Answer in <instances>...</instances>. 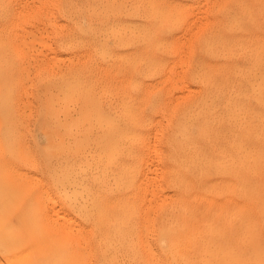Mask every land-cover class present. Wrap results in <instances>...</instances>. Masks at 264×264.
I'll return each mask as SVG.
<instances>
[{
	"label": "rangeland",
	"instance_id": "1",
	"mask_svg": "<svg viewBox=\"0 0 264 264\" xmlns=\"http://www.w3.org/2000/svg\"><path fill=\"white\" fill-rule=\"evenodd\" d=\"M169 1L170 0H127V1L126 0H60V1L59 0H39V1L38 0H28V1L27 0H23V1L22 0H0V9H1V7L4 8V9L0 10V28H1L0 29V31H1L0 32V45L2 44V46H3V47L2 46L0 47V54L2 51H4V49L6 50V53H7V54H5V52H2L1 55L3 58L0 57V60H1L0 61V76L3 75L2 77H0V113L2 111V113L0 114L1 115L0 116V123H1L0 124V131H2V133H0V136H3V137H0V142L3 141V143H4L3 145H2V143H0V195H1L0 196V264H121V263L122 264H124V263L125 264H148V263L149 264H164V263L170 264V262H172L171 264H175V261L178 264H264V234H263L264 228L262 229V226L264 225V178H263L264 177V171H263L264 170V138H263L264 137V129H263L264 128V116H263L264 115V91H263L264 85H263V83L261 84V82H264V69L261 68L264 65V62H263L264 61V45H263L264 44V40H263L264 39V28H263L264 27V18H263L264 8H262V7H264V0H250V1H247V0H240V1L235 0V1H233V0H231L233 2H231V1L229 2L228 0H219V2H218V0H208L207 2L204 0H191V1L190 0H185V1L184 0H171L170 2ZM202 1H204V2H202ZM254 1H256L255 5H253ZM40 2H42V3H40ZM101 2H102V4H101ZM252 2H253V4H252ZM221 3L222 4L224 3L223 6ZM233 3L236 4L237 6H235ZM200 4H202V5H200ZM127 5H128V7H127ZM225 5H226V7H225ZM227 5H228L229 9H227L228 8ZM239 5L242 7V9ZM188 6H189V8H188ZM26 7L28 10H26ZM30 7H32V8H30ZM55 7H57V8H55ZM223 7H225V8H223ZM24 8H25V10H24ZM46 8H48V9H46ZM114 8H115V10H114ZM116 9H118V10H116ZM190 9H191V11H190ZM196 9L198 12L196 11ZM224 9H226V10H224ZM107 10H109V12ZM141 10H143V11L141 12ZM146 10H148V11H146ZM218 10L219 11L221 10V11L219 12ZM223 11L224 12L226 11V12L224 13ZM229 11H232L231 12L232 14ZM23 12H25V13H23ZM96 12H97V14H96ZM101 12H103V13L100 14ZM136 12H137V14L139 12V15H138L139 17L137 16V14H135ZM146 12H147V15L145 14ZM189 12H190V14H189ZM1 13H2V15H1ZM60 13H61V15H60ZM141 13H143V14H141ZM219 13L222 14V17ZM238 13H239V15H238ZM21 14H23V15H21ZM140 14H141V16H140ZM6 15H7V18H6ZM143 15H145V16H143ZM20 16H24V17H20ZM27 16H29V17H27ZM44 16H45V18H44ZM126 16H127V18H126ZM243 16L245 19L243 18ZM8 17H10V18H8ZM119 17H121V18H119ZM137 17H138V19H137ZM141 17H143V18H141ZM241 17H242V19H241ZM28 18H29V20H28ZM112 18H113V20H112ZM125 18L127 21L125 20ZM139 18H141V20ZM236 18H237V20H236ZM66 19H68V20H66ZM70 19H72V20L70 21ZM114 19H115V21H114ZM121 19H123V21ZM200 19H201V21H200ZM144 20H146V22ZM147 20H148V24L151 23V24H149L150 26L146 24ZM250 20H251V22H250ZM69 21H70V23H69ZM103 21H104V23L102 24ZM194 21L197 25L194 23ZM225 21L227 24L225 23ZM182 22H183V24H182ZM205 22H207V23L205 24ZM234 22H236L235 25H234ZM9 23H11V24H9ZM16 23L18 24V27H17ZM47 23H48V25H47ZM49 23H51V24H49ZM198 23H199V25H198ZM220 23H221V25H223L222 27L224 30L221 29L222 27H221ZM38 24H40V25H38ZM99 24H102V25L100 26ZM116 25H118V26H116ZM213 25H214V27H213ZM34 26L36 27V30H35ZM261 26H262V28H261ZM31 27H32V29H31ZM71 27L72 28L74 27L73 31H72ZM167 27H169V28H167ZM231 27L232 28L234 27V28L232 29ZM255 27H256V30L258 32L255 30ZM5 28L7 31L5 30ZM20 28H22V29H20ZM44 28L48 29V30H45ZM103 28H104V31L102 30ZM147 28H148V30H147ZM236 28H237V30H235ZM3 29L5 30V32ZM97 29L99 30V32ZM105 29H107V31ZM110 29H112V30H110ZM118 29L120 32L118 31ZM136 29H137V31H136ZM169 29H170V31H169ZM197 29H198V31H196ZM29 30L34 31L32 33L33 34L35 33L37 35V39L36 38L34 39L32 37L33 38L32 41L34 43H32V41H29V40H31L30 34H32V33H30ZM86 30H88V32ZM90 30L92 32L94 31L95 33L94 32L92 33ZM132 30H134L133 33L135 35L132 33ZM218 30L220 32L221 31L222 32L220 33ZM253 30L255 32H252ZM18 31H20V32H18ZM233 31H234V33H233ZM239 31L240 32L242 31V33L240 34ZM90 32H91V34H90ZM114 32L116 33L115 35H114ZM119 33H121L120 35L122 36V37L120 36L121 40L117 39V38H119ZM178 33H179V35H178ZM202 33L204 35H202ZM35 34H34V37H36ZM68 34H69V36H68ZM189 34H190V36H189ZM95 35L97 38L95 37ZM104 35H105V37H104ZM116 35H118V36H116ZM184 35L187 36V38ZM236 35H238V36H236ZM250 35H252V36H250ZM136 36H137V38H136ZM22 37L27 38V39H25V42L26 43L28 42V45L26 44L27 46H25V44L22 43V42H24V41H22L23 39H21ZM76 37H77V40L75 41ZM233 37H235L236 39ZM18 38H20V41H22V42H19ZM28 38H30V39H28ZM38 38H40V39H38ZM131 38L135 39V40L132 41ZM209 38L210 39L212 38V39L210 40ZM245 38H246V41H245ZM144 39H146V40H144ZM170 39H172V40H170ZM256 39H257V41H256ZM88 40H90V41H88ZM197 40H198V42H197ZM235 40H237V41L235 42ZM58 41H59V43H58ZM217 41H218V43H217ZM63 42H65V43H63ZM132 42H134V43H132ZM68 43H69V45H68ZM84 43H86V45H83ZM91 43H92V45H91ZM213 43H215V44H213ZM32 44H34L35 46L32 47ZM80 44H81V46H80ZM180 44L182 47L180 46ZM208 44L209 45L213 44V45L209 46ZM237 44H238V46H237ZM20 45H21V48H20ZM22 45H23V49H22ZM186 45H187V48L184 49ZM29 46H31V47H29ZM168 46H170V47H168ZM175 46H176V48H175ZM198 46H199V48H198ZM225 46H226V48H225ZM24 47L29 48V49H26ZM146 47H148V48H146ZM204 47H205V49H204ZM31 48H32V50H31ZM132 48L133 49L135 48L134 51ZM144 48H146L148 51L145 49L147 51L146 52L144 50ZM212 48L214 50L215 49H217V50H215L213 53ZM25 49L27 50V52ZM154 49H156V50H154ZM220 49H221V51H220ZM237 49H239V50H237ZM114 50H115V53L113 52ZM201 50H202L203 54H202ZM235 50H237V51H235ZM28 51H30L31 54H27ZM70 51H72V52H70ZM73 51H74V53H73ZM98 51H100V52H98ZM8 52H9V55H8ZM24 52H26V53H24ZM37 52H39V53H37ZM151 52L155 55H153ZM164 52H166V54ZM225 52H227V53H225ZM242 52H244V53H242ZM248 52L250 54H247ZM45 53H47V55ZM52 53L54 55H52ZM83 54H84V56H83ZM95 54H97V55H95ZM99 54L102 55V57ZM55 55H56V57H55ZM90 55H92L93 57L91 56L92 57L91 58ZM107 55H108V57H107ZM112 55H114V56H112ZM149 55H151V56H149ZM165 55H166V57H165ZM176 55L178 56V59H177ZM27 56H28V58H27ZM60 56H62V57L66 56V57L64 59L62 57L59 58ZM233 56H234V58H233ZM245 56H246V58H245ZM254 56H255V58H254ZM67 57H68V59H67ZM143 57H144V59H143ZM242 57H244L245 59ZM29 58H30V60H29ZM49 58H51L52 61H53V59L54 60L56 59L53 62H55L54 64L57 63L56 64L57 68H56V65H53V63L51 61L50 62L48 61ZM57 58H59L60 61L57 60ZM70 58L73 61H71ZM102 58H103V60H102ZM127 58H128V60H127ZM145 58H146V60H145ZM44 59H45L46 63H47V61L49 63L46 64L44 62ZM131 59L134 63L131 61ZM182 59H184V60H182ZM61 60H63V62ZM69 60H70V62H69ZM84 60H85V62H84ZM160 60H162V61H160ZM25 61H27V63H28V61L31 62V63L30 62L28 63V64H30L29 68H28V65H26L27 63ZM40 61H41V63H40ZM107 61H109V62H107ZM143 61L145 62V64H143ZM232 61H234V63ZM88 62H89V64H87ZM123 62H126V63H123ZM111 63H112V65H111ZM118 63H121V64H118ZM50 64H51V66H53L52 68L49 67ZM113 64H114V66H113ZM140 64H141L142 68L140 67ZM165 64H167V65H165ZM23 65L24 66L26 65V66L24 67ZM84 65H86V66H84ZM125 65H126V67L123 68ZM138 65H139V67H138ZM158 65H159V67H158ZM231 65H232V67H231ZM106 66H107V69H106ZM116 66H118L120 68V71L118 69L117 72L116 71L113 72L114 70H116L118 68ZM226 66H228V67H226ZM243 66L245 68H243ZM58 67H59V69H58ZM156 67H157V69H161V70H157ZM229 67H231V68H229ZM18 68H20V69H18ZM139 68H141L142 71ZM80 69H81V71H80ZM85 69L87 71H85ZM128 69H129V72H128ZM137 69L140 71H138ZM232 69H234V70H232ZM235 69H236V71H235ZM242 69H244V70H242ZM252 69H253V72H252ZM92 70H93V72H92ZM132 70H134V73ZM255 70H257V71H255ZM42 71H44V72H42ZM53 71H54V73H53ZM60 71H61V73H60ZM123 71L124 72L126 71L125 73L127 76L125 75V73ZM188 71L192 75H190L188 73ZM238 71H240V73ZM6 72L8 75L6 74ZM45 72H47V73H45ZM153 72H155V74H157V75H154ZM170 72L172 73L173 78H172ZM10 73H12V74L10 75ZM25 73H26V75H25ZM82 73H84L85 75ZM104 73H106L108 76ZM127 73H129V75ZM201 73H203L204 75H201ZM234 73H235V76H234ZM40 74H41V76H40ZM96 74H98V76ZM110 74H111V77H110ZM112 74H113V76H112ZM118 74L119 75L121 74V75L119 76ZM152 74H153V76H152ZM188 74H189V77L191 76L193 78L187 77ZM196 74L197 75L199 74L198 75L199 77H197ZM218 74H219V76H218ZM248 74L250 77H248ZM38 75H39V77H38ZM50 75H52L50 77L51 79L49 78ZM158 75H160V76H158ZM239 75L241 76V78ZM22 76H24V77H22ZM59 76H61V77L63 76V77L61 78ZM102 76H103V78H102ZM164 76H165V78H164ZM178 76H179V78H178ZM181 76L183 78H181ZM200 76H202V77L204 76L203 79ZM113 77H114V79H113ZM142 77L145 79H143ZM258 77H259V79H258ZM3 78H5V79H3ZM10 78H13V79L11 80ZM52 78L56 79L55 80L56 83ZM82 78H84V79L82 80ZM118 78H120V79H118ZM124 78H125V80H124ZM168 78H171L170 81ZM196 78H198V79H196ZM47 79H49V80L47 81ZM60 79H61V82L64 81V83L60 82L61 83L60 84L59 83ZM96 79H97V81H96ZM102 79H103V81H102ZM134 79H136V80H134ZM139 79H140V82H139ZM151 79H152V81H151ZM189 79L191 81L193 79V81L191 82ZM194 79H196V81ZM199 79H201L202 81H200ZM253 79H254V81H253ZM17 81H18V83H17ZM149 81L151 82V84ZM155 81H157V82H155ZM159 81H161V82H159ZM12 82L16 86H14L12 84ZM129 82H131V83H129ZM212 82H215V83H212ZM154 83H156V84L158 83L157 86ZM194 83H195V85H194ZM115 84H116V86H115ZM163 84H165V85H163ZM250 84H253L254 86L251 87ZM147 85H150V86L147 87ZM162 85L166 88H163ZM181 85H183L184 87ZM217 85H218V89H219V90L217 89L218 92L216 91ZM62 86H64V87H62ZM151 86H152V88H151ZM161 86H162V89H161ZM168 86H169V88H168ZM177 86H178V88H177ZM214 86H215V90L213 88ZM78 87H80V88H78ZM129 87H130V89H129ZM224 87L225 88L227 87L226 90ZM257 87H259V91H258L259 93L257 92V89H258ZM12 88H14L15 90ZM92 88H94V89L92 90ZM126 88L128 90H124ZM251 88H254V89L251 90ZM109 89L111 91H109ZM157 89L158 90L161 89L162 93L160 92V90L157 91ZM163 89L165 92L163 91ZM229 89H231V90H229ZM246 89L247 90L250 89V91H247ZM125 91H127V92H125ZM128 91L129 92L131 91V93L129 94ZM172 91H173V94H172ZM228 91H229V95H228ZM2 92H4V93L2 94ZM108 92H109V94H108ZM117 92H118V94H117ZM156 92L158 95L156 94ZM181 92H183V93H181ZM219 92H220V94H219ZM39 93H40V96H39ZM121 93H122V95H121ZM174 93H176V95H174ZM103 94H105V95H103ZM149 94L151 95L150 99L153 103L149 99V97H150ZM177 94H179V95L177 96ZM255 94L257 96H255ZM25 95L27 97H25ZM127 95L129 97H127ZM147 95H148V99H147ZM170 95L173 99L170 97ZM1 96H2V98H1ZM104 96H106V97L104 98ZM113 96H114V98H113ZM132 96H133V99H132ZM177 97L179 98L178 100H177ZM139 99H141V100H139ZM235 99L237 101H235ZM38 100H39V102H38ZM63 101H64V103H62ZM89 101H90V103H89ZM129 101H130V103H129ZM156 101H157V103H156ZM104 102H106V103H104ZM112 102H114V103L112 104ZM131 102H132V104H131ZM159 102H160V104H159ZM235 102H236V104H235ZM6 103L8 104V106ZM45 103H46V105H45ZM77 103H79V104H77ZM151 103H152V105H151ZM181 103H183L182 104L183 106L181 105ZM229 103H233V104H229ZM124 104H125V106H124ZM148 104L151 106H147ZM202 104H204V105H202ZM209 104H210V106H209ZM228 104H229V106H227ZM41 105H44V107L43 106L41 107ZM55 105H56V107H55ZM113 105L116 107L115 109H114ZM145 105H146V107H145ZM120 106H122V107H120ZM73 107L76 108L77 110L74 109ZM107 107H108V109H107ZM110 107H112L113 109ZM161 107L163 109H161ZM223 107H224V109H223ZM40 108H42L43 110ZM122 108H124V110ZM158 108L160 109V111ZM206 108L207 109L209 108L210 110L209 109L207 110ZM110 109H112V110H110ZM139 109H142V110H139ZM204 109H205V111H204ZM245 109H246V111H245ZM20 110L24 113V115L22 112H20ZM29 110H30V112H29ZM155 110H157V111H155ZM161 110H162V112H161ZM192 110L194 112H192ZM230 110H232L231 111L232 113L230 112ZM233 110H235V111H233ZM113 111H115V112H113ZM187 111L188 112L191 111V112L188 113ZM225 111H226V113H225ZM253 111H254V113H253ZM11 112H13V113H11ZM56 112H57V114H56ZM61 112H62L64 117L62 116ZM66 112H68V113H66ZM149 112H151L152 114ZM165 112H166V114H165ZM238 112H239V114H238ZM119 113H120V115H119ZM154 113L156 116L154 115ZM201 113H203V114H201ZM229 113H230V115H229ZM7 114L9 116H7ZM138 114H140V115L138 116ZM143 114L146 116H144ZM173 114H175V115L173 116ZM178 114H179V116H177ZM224 114L226 116H224ZM233 114H234V116H233ZM4 115L7 116V118L9 120ZM19 115L22 117H19ZM67 115H69V116H67ZM121 116H123V117L121 118ZM124 116L126 117V119ZM140 116H142V117L140 118ZM9 117H11V118H9ZM232 117L234 118V120ZM242 117H244V118H242ZM245 117H246V119H245ZM248 117L249 118L251 117V118L249 119ZM19 118L20 119L22 118V121H20ZM146 119H147V121H146ZM172 119H173V121H172ZM175 119H176V122L174 121ZM125 120H127V121H125ZM18 121H19V123H18ZM118 121H120V122H118ZM252 121H254V122H252ZM261 121H263V122H261ZM141 122H143V123L145 122V124H143ZM167 122L169 124L173 125V126L170 125V126H172L173 129L169 126V124ZM236 122H238L240 125ZM173 123L175 125H177V128ZM234 123L236 125L237 124L238 125L234 126ZM77 124H79V125H77ZM95 124L97 125V127ZM123 124L125 126H123ZM144 125H146V126H144ZM208 125H209V127L206 128V126H208ZM38 126H40V127H38ZM69 126H70V128H69ZM217 126H218V128H217ZM240 126H242V127H240ZM255 126H256V128H255ZM9 127H12V128H9ZM94 127H96V129ZM142 127L144 128V130ZM154 127L157 129H155ZM259 127L262 129H260ZM132 128H135V129H133V131H132ZM204 128H206V129H204ZM213 128H214L215 132H214ZM139 129H141L142 131L141 130L139 131ZM255 129L256 130L259 129V131L256 132ZM115 130H116V132H115ZM135 130L137 132H135ZM172 130H174V131H172ZM175 130H176V132H175ZM42 131H44V132H42ZM51 131H52V133H51ZM177 131H178V134H177ZM56 132L59 134H57ZM15 133H16V135H15ZM54 133L58 136L56 137V135ZM153 133L156 135V136H153L154 141L152 138ZM203 133H204V135H203ZM208 133H209V135H208ZM9 134L10 135L12 134V135L10 136ZM52 134L55 136L53 137ZM109 134H110V136H109ZM175 134H177V136ZM180 134H181V136H180ZM259 134H261L262 136ZM18 135H19V137H18ZM113 136H115V137H113ZM10 137H11V139H10ZM124 138H125V140H124ZM129 138H130V140H128ZM59 139H60V141H59ZM69 139H70V141H69ZM144 139H145V141H144ZM149 139H150V142H149ZM213 139L216 142H214ZM79 140H81V141H79ZM189 140H190V142H189ZM52 141L54 144L52 143ZM123 141H125V142H123ZM184 141H185V143L183 144ZM187 141H188V143H187ZM10 142H12V143H10ZM121 142H123V143H121ZM197 142H198V144H197ZM218 142H219V144H218ZM68 143L70 144V146ZM72 143L75 144L76 146L75 145L73 146ZM128 143H129V145H128ZM16 144H18V145H16ZM133 144H134V146H133ZM135 144H136V146H135ZM185 144H186V146H185ZM211 144L212 145L214 144V145L212 146ZM77 145H79L80 148L77 147ZM127 145H128V147H127ZM152 145H155L157 147L152 148ZM164 145H166V146H164ZM10 146H11V148H10ZM248 146H249V148H248ZM27 147H29L30 149ZM136 147L137 148L139 147V148L137 149ZM188 147H189L190 151H189ZM56 149H57V152H56ZM163 149H165V150H163ZM154 150L156 151V153L154 152ZM191 150H192V152H191ZM223 150H224V152H223ZM202 151H203V153H202ZM110 152H112V153H110ZM123 152H124V154H123ZM256 152H258V153H256ZM29 153H31V154H29ZM63 154H65V155H63ZM86 155H87V157H86ZM89 155H90V157H89ZM94 155H95V157H94ZM187 155L189 158L187 157ZM191 155H193V156H191ZM234 155H235V157H234ZM84 156L86 158H84ZM219 157H221V158H219ZM88 158H89V160H88ZM151 158H154L155 160L154 159L151 160ZM190 158H191V160H190ZM217 158H219V159H217ZM61 159H62V161H61ZM139 160L142 164L139 162ZM148 160L149 161L151 160V161L149 162ZM74 161L78 165L74 164L75 163ZM164 161H167V163ZM183 161H184V163H182ZM57 162H59L60 164ZM97 164L98 165L100 164L99 167ZM117 165L119 167H116ZM139 165L141 168L139 167ZM154 165H155V167H154ZM164 165L166 166V168L164 167ZM147 166H150V168ZM202 166H203V168H201ZM113 168H114V170H113ZM171 168H173V169H171ZM16 169H18V170H16ZM96 169L98 171H96ZM139 169H140V172L138 171ZM200 169L202 170L201 173L198 172V170L200 171ZM152 170L155 171L157 174L155 172H153ZM184 170H185V172H183ZM144 172L146 173L145 175H144ZM150 172H151V174H154L155 177H154V175L152 176L150 174ZM236 172H238V173H236ZM99 173L102 175H100ZM112 173H114V177H113ZM91 175H93V176L96 175V176L93 177ZM133 175H134V177H133ZM149 175H150V177H149ZM164 175H165V177H164ZM186 175H188V176H186ZM55 176H56V178H55ZM74 176H76V178ZM106 176H107V178H106ZM142 176H144L143 178L145 180L143 178H142V180L140 179ZM36 177H37V179H36ZM84 177H86V178H84ZM95 177L97 178V180H95L96 179ZM101 177H102V179H101ZM108 177H110V178H108ZM135 177H136V179H135ZM111 178H114V181ZM154 178H156V179H154ZM167 178H168V180H167ZM151 179H153V180H151ZM65 180H66V182H65ZM106 180L108 182H106ZM157 180H158V182H157ZM171 180L172 181L174 180V181L172 182ZM57 181L60 184L57 183ZM61 181L64 184L63 186L61 184ZM122 181H123V183H122ZM144 181L148 182V183H145ZM67 182L68 183L70 182V183L68 184ZM105 182H106V184H105ZM142 182H144V186L146 188L148 186V190H146V188L143 187ZM150 183H151V185H150ZM173 183L178 188H176L173 185ZM67 185H69V186H67ZM71 185L74 188H76V190L74 188H72ZM103 185H104V187H103ZM114 185H115V187H114ZM119 186H121V187L119 188ZM150 186L151 187L153 186V187L150 188ZM63 187H64V189H66V188L68 189V190L66 189L67 192L63 189ZM124 187H125V189H124ZM165 187H167V188H165ZM77 188H78V190L79 189L80 190L78 191ZM44 189H45L46 194L43 192ZM61 189H63V190H61ZM72 189L74 191H72ZM47 190H48V193L51 195H49V194H48L49 196L47 195V192H46ZM82 190H83V192H82ZM187 190H188V192H187ZM63 191H64V193H63ZM69 191H71L72 193L74 192L76 194L73 193L74 194L73 195L70 192V195H69ZM80 191H81V193H80L81 195L78 194V192H80ZM58 192H61V193H58ZM163 192H164V194H162ZM169 192H171V193L169 194ZM167 193L169 194V196L172 195L173 197L172 196L169 197L167 195ZM82 195H83V197H82ZM86 195H89V196L86 197ZM147 195L148 196L150 195V196L148 197ZM45 196H47V198ZM63 196H65V197H63ZM74 196H76V197H74ZM163 196H164V199L161 200V198H163ZM49 197H50V199L47 200ZM84 197H86V198H84ZM145 197L148 200H149V198L154 197L151 199L155 203L152 200L148 201ZM67 198H69L71 201ZM73 198H75V199L77 198L78 202H77V199L75 200ZM176 198H178V199H176ZM82 199H83V201H82ZM51 200H52V202H51ZM67 200H69V201H67ZM73 200L75 202H73ZM84 200H85V202H87V205H86L87 209L90 213H92V215L89 214V212L87 211L86 208H83V207H85L84 205L86 204L84 202ZM202 200H203V202H202ZM81 202H82V204H84L83 206H82ZM144 202H146V203L144 204ZM149 202H151V203H149ZM67 203H69V205ZM72 203H73V206H72ZM89 203L90 204L93 203L91 205L92 206L94 205V206L91 207V205ZM151 204H152V206H151ZM78 205H80L79 208H78ZM175 205L178 208H176ZM70 206H72V207H70ZM74 206H75V208H74ZM146 206H147V208H146ZM45 207H46V209H45ZM80 207L82 208L81 210H80ZM89 207H90V209L91 208L92 209L90 210ZM133 207L134 208L136 207L135 210L133 209ZM137 207H138V211H137ZM171 207H172V209H171ZM179 207H180V209H179ZM140 209H142V210H140ZM150 209H152L151 211L153 213L152 212L149 213L148 210H150ZM75 211H77V213ZM80 211H82V212H80ZM78 212H79V214H78ZM133 212H135V214ZM148 213L150 214L151 217L149 216ZM85 214H86V216H85ZM87 215L89 217H87ZM161 215H163V217ZM91 216H93L94 218ZM78 217H80V218H78ZM85 217H87L86 220H85ZM149 217L151 220L149 219ZM113 218L115 219V221ZM163 218H166V219H163ZM189 218L191 221L189 220ZM229 218H231V219H229ZM112 219L114 222L112 221ZM147 220H150V221H147ZM94 221H95V223H94ZM165 221H166V224H164ZM148 222H149V224H148ZM190 222H191V224H190ZM94 224H96V225H94ZM156 224L157 225L161 224L162 226L161 225L157 226ZM192 224H193V226H192ZM231 224H233V225H231ZM146 225H149V227ZM94 226H95V229L93 228ZM144 226H146L145 228H146V230H148V232L145 231ZM120 227H121V229H120ZM151 227L153 229H151ZM151 230H153V231H151ZM156 230H157V232H156ZM93 231H95V232H93ZM144 232L148 233V235H146L147 233H145L146 239H144L145 238ZM93 233H95V234H93ZM115 235L117 237H115ZM120 235H121V237H120ZM98 236H100L99 237L100 239L98 238ZM112 238L115 239V243L113 241L114 239H112ZM126 238L128 240H126ZM147 238H148V241H147ZM116 239L118 241H116ZM119 239H120V241L121 240L123 241V242L121 241L122 245L120 244ZM98 240L100 242V245H99ZM103 240H104V242H103ZM109 241L111 242V244H114V245H111V244H110L111 246L108 245ZM136 241H138V242H136ZM124 242H126V243H124ZM149 242H150V244L148 245ZM151 242L153 243V245ZM131 243H132V245H130ZM145 243L147 244V246ZM104 244L106 245V247L104 246ZM191 244H192V246H191ZM129 245L131 248L129 247ZM151 245H152V248H150ZM113 246H115V248ZM100 247L102 249H100ZM104 247L106 248L105 250L103 249ZM120 247H121V249H120ZM147 247H149L150 249ZM156 247L158 250L156 249ZM127 249H128V252H127ZM101 250H103V251H101ZM162 250L164 251V253L162 252ZM123 251H125V252H123ZM130 254H131V256H130ZM216 254H217V256H216ZM103 255L105 256V258ZM170 255H173L171 257H172V259L174 258L175 261H174V259L173 260L171 259ZM206 255H207V257H205ZM139 256H140V258H139ZM122 259H123V262H122ZM201 261H202V263H201Z\"/></svg>",
	"mask_w": 264,
	"mask_h": 264
},
{
	"label": "bare ground",
	"instance_id": "2",
	"mask_svg": "<svg viewBox=\"0 0 264 264\" xmlns=\"http://www.w3.org/2000/svg\"><path fill=\"white\" fill-rule=\"evenodd\" d=\"M22 1H23V0H22ZM27 1H28V0H27ZM38 1H39V0H38ZM59 1H60V0H59ZM126 1H127V0H126ZM170 1H171V0H170ZM170 1H169V2H170ZM184 1H185V0H184ZM190 1H191V0H190ZM204 1L207 2L208 0H204ZM204 1H202V2H204ZM228 1L230 2L231 0H228ZM228 1H227V2H228ZM233 1H235V0H233ZM233 1H231V2H233ZM239 1H240V0H239ZM247 1H250V0H247ZM55 2H56V1H55ZM57 2H58V1H57ZM123 2H124V1H123ZM139 2H140V1H139ZM139 2H138V3H139ZM146 2H147V1H146ZM186 2H187V1H186ZM214 2H215V1H214ZM218 2H219V0H218ZM220 2H221V1H220ZM241 2H242V1H241ZM243 2H244V1H243ZM29 3H30V2H29ZM40 3H42V2H40ZM58 3H59V2H58ZM67 3H68V2H67ZM98 3H99V2H98ZM114 3H115V2H114ZM128 3H129V2H128ZM142 3H143V2H142ZM164 3H165V2H164ZM167 3H168V2H167ZM172 3H173V2H172ZM192 3H193V2H192ZM224 3H225V2H224ZM224 3H223V4H224ZM239 3H240V2H239ZM250 3H251V2H250ZM255 3H256V1H254V4H253V2H252L253 5H255ZM20 4H21V3H20ZM35 4H36V3H35ZM44 4H45V3H44ZM48 4H49V3H48ZM64 4H65V3H64ZM101 4H102V2H101ZM145 4H146V3H145ZM206 4H207V3H206ZM213 4H214V3H213ZM219 4H220V3H219ZM221 4H222V3H221ZM223 4H222V6H223ZM233 4H234V3H233ZM233 4H232V5H233ZM240 4H241V3H240ZM2 5H3V4H2ZM6 5H7V4H6ZM10 5H11V4H10ZM30 5H31V4H30ZM30 5H29V6H30ZM32 5H33V4H32ZM45 5H46V4H45ZM58 5H59V4H58ZM78 5H79V4H78ZM85 5H86V4H85ZM113 5H114V4H113ZM140 5H141V4H140ZM196 5H197V4H196ZM200 5H202V4H200ZM200 5H199V6H200ZM214 5H215V4H214ZM217 5H218V4H217ZM232 5H231V6H232ZM234 5L237 6L236 4H234ZM246 5H247V4H246ZM249 5H250V4H249ZM256 5H257V4H256ZM19 6H20V5H19ZM55 6H56V5H55ZM74 6H75V5H74ZM105 6H106V5H105ZM111 6H112V5H111ZM149 6H150V5H149ZM158 6H159V5H158ZM160 6H161V5H160ZM177 6H178V5H177ZM231 6H230V7H231ZM239 6H240V5H239ZM251 6H252V5H251ZM8 7H9V6H8ZM23 7H24V6H23ZM76 7H77V6H76ZM84 7H85V6H84ZM96 7H97V6H96ZM124 7H125V6H124ZM127 7H128V5H127ZM133 7H134V6H133ZM186 7H187V6H186ZM194 7H195V6H194ZM216 7H217V6H216ZM225 7H226V5H225ZM225 7H223V8H225ZM227 7H228V5H227ZM240 7H241V6H240ZM245 7H246V6H245ZM21 8H22V7H21ZM30 8H32V7H30ZM36 8H37V7H36ZM48 8H49V7H48ZM48 8H46V9H48ZM55 8H57V7H55ZM58 8H59V7H58ZM61 8H62V7H61ZM90 8H91V7H90ZM98 8H99V7H98ZM122 8H123V7H122ZM162 8H163V7H162ZM188 8H189V6H188ZM262 8H264V7H262ZM262 8H261V9H262ZM1 9H4V8L1 7ZM1 9H0V10H1ZM12 9H13V8H12ZM41 9H42V8H41ZM64 9H65V8H64ZM80 9H81V8H80ZM112 9H113V8H112ZM141 9H142V8H141ZM227 9H229V7H228ZM239 9H240V8H239ZM241 9H242V7H241ZM247 9H248V8H247ZM252 9H253V8H252ZM5 10H6V9H5ZM22 10H23V9H22ZM24 10H25V8H24ZM26 10H28L27 7H26ZM57 10H58V9H57ZM62 10H63V9H62ZM114 10H115V8H114ZM116 10H118V9H116ZM213 10H214V9H213ZM222 10H223V9H222ZM224 10H226V9H224ZM256 10H257V9H256ZM7 11H8V10H7ZM32 11H33V10H32ZM49 11H50V10H49ZM49 11H48V12H49ZM58 11H59V10H58ZM107 11L109 12V10H107ZM121 11H122V10H121ZM142 11H143V10H141V12H142ZM146 11H148V10H146ZM190 11H191V9H190ZM196 11H197V9H196ZM196 11H195V12H196ZM211 11H212V10H211ZM218 11H219V10H218ZM220 11H221V10H220ZM220 11H219V12H220ZM242 11H243V10H242ZM2 12H3V11H2ZM13 12H14V11H13ZM72 12H73V11H72ZM76 12H77V11H76ZM97 12H98V11H97ZM97 12H96V14H97ZM111 12H112V11H111ZM123 12H124V11H123ZM197 12H198V11H197ZM197 12H196V13H197ZM223 12H224V11H223ZM225 12H226V11H225ZM225 12H224V13H225ZM229 12L231 13L232 11H229ZM229 12H228V13H229ZM7 13H8V12H7ZM20 13H21V12H20ZM23 13H25V12H23ZM49 13H50V12H49ZM102 13H103V12H101L100 14H102ZM106 13H107V12H106ZM131 13H132V12H131ZM143 13H144V12H143ZM143 13H141V14H143ZM236 13H237V12H236ZM242 13H243V12H242ZM245 13H246V12H245ZM9 14H10V13H9ZM40 14H41V13H40ZM94 14H95V13H94ZM113 14H114V13H113ZM135 14H137V12H136ZM141 14H140V16H141ZM145 14L147 15V12H146ZM149 14H150V13H149ZM189 14H190V12H189ZM204 14H205V13H204ZM219 14H220V13H219ZM231 14H232V13H231ZM246 14H247V13H246ZM258 14H259V13H258ZM258 14H257V15H258ZM1 15H2V13H1ZM21 15H23V14H21ZM60 15H61V13H60ZM110 15H111V14H110ZM132 15H133V14H132ZM138 15H139V12H138L137 16H138ZM196 15H197V14H196ZM196 15H195V16H196ZM215 15H216V14H215ZM220 15H221V17H222V14H220ZM238 15H239V13H238ZM242 15H243V14H242ZM253 15H254V14H253ZM262 15H263V14H262ZM9 16H10V15H9ZM13 16H14V15H13ZM69 16H70V15H69ZM130 16H131V15H130ZM143 16H145V15H143ZM148 16H149V15H148ZM154 16H155V15H154ZM175 16H176V15H175ZM175 16H174V17H175ZM182 16H183V15H182ZM197 16H198V15H197ZM197 16H196V17H197ZM213 16H214V15H213ZM216 16H217V15H216ZM223 16H224V15H223ZM236 16H237V15H236ZM20 17H24V16H20ZM25 17H26V16H25ZM27 17H29V16H27ZM42 17H43V16H42ZM108 17H109V16H108ZM110 17H111V16H110ZM138 17H139V16H138ZM138 17H137V19H138ZM158 17H159V16H158ZM160 17H161V16H160ZM228 17H229V16H228ZM239 17H240V16H239ZM246 17H247V16H246ZM6 18H7V15H6ZM8 18H10V17H8ZM44 18H45V16H44ZM119 18H121V17H119ZM126 18H127V16H126ZM126 18H125V20H126ZM141 18H143V17H141ZM141 18H139V19L141 20ZM147 18H148V17H147ZM161 18H162V17H161ZM184 18H185V17H184ZM202 18H203V17H202ZM214 18H215V17H214ZM229 18H230V17H229ZM237 18H238V17H237ZM237 18H236V20H237ZM243 18H244V16H243ZM251 18H252V17H251ZM251 18H250V19H251ZM256 18H257V17H256ZM263 18H264V16H263ZM48 19H49V18H48ZM116 19H117V18H116ZM133 19H134V18H133ZM153 19H154V18H153ZM188 19H189V18H188ZM208 19H209V18H208ZM220 19H221V18H220ZM238 19H239V18H238ZM241 19H242V17H241ZM244 19H245V18H244ZM246 19H247V18H246ZM28 20H29V18H28ZM66 20H68V19H66ZM71 20H72V19H70V21H71ZM104 20H105V19H104ZM110 20H111V19H110ZM110 20H109V21H110ZM112 20H113V18H112ZM117 20H118V19H117ZM121 20L123 21V19H121ZM125 20H124V21H125ZM142 20H143V19H142ZM159 20H160V19H159ZM167 20H168V19H167ZM173 20H174V19H173ZM202 20H203V19H202ZM43 21H44V20H43ZM46 21H47V20H46ZM50 21H51V20H50ZM70 21H69V23H70ZM105 21H106V20H105ZM114 21H115V19H114ZM122 21H121V22H122ZM126 21H127V20H126ZM137 21H138V20H137ZM144 21L146 22V20H144ZM157 21H158V20H157ZM170 21H171V20H170ZM200 21H201V19H200ZM215 21H216V20H215ZM222 21H223V20H222ZM226 21H227V20H226ZM226 21H225V23H226ZM234 21H235V20H234ZM31 22H32V21H31ZM135 22H136V21H135ZM138 22H139V21H138ZM140 22H141V21H140ZM187 22H188V21H187ZM207 22H208V21H207ZM207 22H205V24H206ZM216 22H217V21H216ZM232 22H233V21H232ZM250 22H251V20H250ZM53 23H54V22H53ZM99 23H100V22H99ZM103 23H104V21L102 22V24H103ZM108 23H109V22H108ZM118 23H119V22H118ZM131 23H132V22H131ZM172 23H173V22H172ZM175 23H176V22H175ZM175 23H174V24H175ZM194 23H195V21H194ZM202 23H203V22H202ZM228 23H229V22H228ZM235 23H236V22H234V25H235ZM241 23H242V22H241ZM245 23H246V22H245ZM253 23H254V22H253ZM257 23H258V22H257ZM259 23H260V22H259ZM9 24H11V23H9ZM16 24H17V23H16ZM19 24H20V23H19ZM25 24H26V23H25ZM35 24H36V23H35ZM49 24H51V23H49ZM102 24H99V25L101 26ZM111 24H112V23H111ZM114 24H115V23H114ZM125 24H126V23H125ZM132 24H133V23H132ZM146 24L149 25V24H151V23L148 24V20H147V23H146ZM156 24H157V23H156ZM178 24H179V23H178ZM182 24H183V22H182ZM195 24H196V23H195ZM226 24H227V23H226ZM237 24H238V23H237ZM251 24H252V23H251ZM38 25H40V24H38ZM47 25H48V23H47ZM107 25H108V24H107ZM138 25H139V24H138ZM166 25H167V24H166ZM196 25H197V24H196ZM198 25H199V23H198ZM220 25H221V23H220ZM224 25H225V24H224ZM229 25H230V24H229ZM240 25H241V24H240ZM22 26H23V25H22ZM41 26H42V25H41ZM41 26H40V27H41ZM45 26H46V25H45ZM116 26H118V25H116ZM116 26H115V27H116ZM132 26H133V25H132ZM135 26H136V25H135ZM149 26H150V25H149ZM152 26H153V25H152ZM202 26H203V25H202ZM206 26H207V25H206ZM215 26H216V25H215ZM222 26H223V25H221V27H222ZM227 26H228V25H227ZM5 27H6V26H5ZM14 27H15V26H14ZM17 27H18V24H17ZM20 27H21V26H20ZM37 27H38V26H37ZM46 27H47V26H46ZM55 27H56V26H55ZM59 27H60V26H59ZM104 27H105V26H104ZM108 27H109V26H108ZM199 27H200V26H199ZM211 27H212V26H211ZM211 27H210V28H211ZM213 27H214V25H213ZM217 27H218V26H217ZM237 27H238V26H237ZM6 28H7V27H6ZM6 28H5V30H6ZM34 28H35V30H36V27H35V26H34ZM71 28H72V27H71ZM73 28H74V27H73ZM73 28H72V31H73ZM80 28H81V27H80ZM90 28H91V27H90ZM151 28H152V27H151ZM151 28H150V29H151ZM153 28H154V27H153ZM167 28H169V27H167ZM186 28H187V27H186ZM210 28H209V29H210ZM215 28H216V27H215ZM224 28H225V27H224ZM231 28H232V27H231ZM233 28H234V27H233ZM233 28H232V29H233ZM261 28H262V26H261ZM263 28H264V27H263ZM0 29H1V28H0ZM12 29H13V28H12ZM14 29H15V28H14ZM20 29H22V28H20ZM26 29H27V28H26ZM31 29H32V27H31ZM42 29H43V28H42ZM44 29H45V28H44ZM95 29H96V28H95ZM95 29H94V30H95ZM113 29H114V28H113ZM119 29H120V28H119ZM119 29H118V31H119ZM137 29H138V28H137ZM137 29H136V31H137ZM150 29H149V30H150ZM190 29H191V28H190ZM221 29H223V27H222ZM225 29H226V28H225ZM253 29H254V28H253ZM3 30H4V29H3ZM5 30H4V32H5ZM16 30H17V29H16ZM27 30H28V29H27ZM37 30H38V29H37ZM45 30H48V29H45ZM68 30H69V29H68ZM78 30H79V29H78ZM88 30H89V29H88ZM88 30H86V31L88 32ZM91 30H92V29H91ZM91 30H90V31H91ZM97 30H98V29H97ZM102 30L104 31V28H103ZM105 30L107 31V29H105ZM110 30H112V29H110ZM120 30H121V29H120ZM129 30H130V29H129ZM141 30H142V29H141ZM147 30H148V28H147ZM153 30H154V29H153ZM166 30H167V29H166ZM223 30H224V29H223ZM235 30H237V28H236ZM255 30H256V27H255ZM6 31H7V30H6ZM29 31H30V33L34 32V31H32V30H29ZM61 31H62V30H61ZM95 31H96V30H95ZM133 31H134V30H132V33H133ZM162 31H163V30H162ZM169 31H170V29H169ZM184 31H185V30H184ZM196 31H198V29H197ZM218 31H219V30H218ZM242 31H243V30H242ZM242 31H241V32L239 31L240 34L242 33ZM256 31H257V30H256ZM260 31H261V30H260ZM260 31H259V32H260ZM262 31H263V30H262ZM0 32H1V31H0ZM15 32H16V31H15ZM18 32H20V31H18ZM39 32H40V31H39ZM63 32H64V31H63ZM78 32H79V31H78ZM78 32H77V33H78ZM91 32H92V31H91ZM91 32H90V34H91ZM93 32H94V31H93ZM93 32H92V33H93ZM98 32H99V30H98ZM119 32H120V31H119ZM216 32H217V31H216ZM219 32H220V31H219ZM221 32H222V31H221ZM221 32H220V33H221ZM244 32H245V31H244ZM246 32H247V31H246ZM252 32H255V31L253 30ZM257 32H258V31H257ZM10 33H11V32H10ZM13 33H14V32H13ZM75 33H76V32H75ZM94 33H95V32H94ZM110 33H111V32H110ZM117 33H118V32H117ZM121 33H122V32H121ZM121 33H119V38H117L118 40L120 39V36H121L120 34H121ZM190 33H191V32H190ZM193 33H194V32H193ZM203 33H204V32H203ZM203 33H202V35H204ZM212 33H213V32H212ZM233 33H234V31H233ZM262 33H263V32H262ZM6 34H7V33H6ZM34 34H35V33H34ZM34 34H33V33L30 34V36H31V40H29V41H32L33 38H34V39H35V38L37 39V35L35 34L36 37H34ZM47 34H48V33H47ZM81 34H82V33H81ZM115 34H116V33L114 32V35H115ZM133 34H134V33H133ZM133 34H132V35H133ZM145 34H146V33H145ZM158 34H159V33H158ZM165 34H166V33H165ZM167 34H168V33H167ZM183 34H184V33H183ZM200 34H201V33H200ZM224 34H225V33H224ZM230 34H231V33H230ZM244 34H245V33H244ZM248 34H249V33H248ZM21 35H22V34H21ZM21 35H20V36H21ZM23 35H24V34H23ZM60 35H61V34H60ZM79 35H80V34H79ZM79 35H78V36H79ZM98 35H99V34H98ZM123 35H124V34H123ZM134 35H135V34H134ZM163 35H164V34H163ZM169 35H170V34H169ZM178 35H179V33H178ZM192 35H193V34H192ZM208 35H209V34H208ZM219 35H220V34H219ZM221 35H222V34H221ZM20 36H19V37H20ZM24 36H25V35H24ZM68 36H69V34H68ZM80 36H81V35H80ZM99 36H100V35H99ZM109 36H110V35H109ZM116 36H118V35H116ZM130 36H131V35H130ZM139 36H140V35H139ZM161 36H162V35H161ZM182 36H183V35H182ZM184 36H185V35H184ZM189 36H190V34H189ZM197 36H198V35H197ZM234 36H235V35H234ZM236 36H238V35H236ZM245 36H246V35H245ZM250 36H252V35H250ZM32 37H33V38H32ZM65 37H66V36H65ZM72 37H73V36H72ZM81 37H82V36H81ZM95 37H96V35H95ZM104 37H105V35H104ZM121 37H122V36H121ZM131 37H132V36H131ZM175 37H176V36H175ZM185 37L187 38V36H185ZM198 37H199V36H198ZM202 37H203V36H202ZM204 37H205V36H204ZM239 37H240V36H239ZM10 38H11V37H10ZM89 38H90V37H89ZM96 38H97V37H96ZM136 38H137V36H136ZM139 38H140V37H139ZM141 38H142V37H141ZM178 38H179V37H178ZM190 38H191V37H190ZM200 38H201V37H200ZM207 38H208V37H207ZM233 38H235V37H233ZM247 38H248V37H247ZM16 39H17V38H16ZM18 39H19V40H18L19 42L24 41V42H22V43H24L25 46L28 45V42H27V43L25 42V39H27V38L22 37V38H21V39H23L22 41H20V38H18ZM28 39H30V38H28ZM38 39H40V38H38ZM48 39H49V38H48ZM63 39H64V38H63ZM82 39H83V38H82ZM113 39H114V38H113ZM131 39H132V38H131ZM131 39H130V40H131ZM173 39H174V38H173ZM180 39H181V38H180ZM209 39H210V38H209ZM211 39H212V38H211ZM211 39H210V40H211ZM216 39H217V38H216ZM235 39H236V38H235ZM240 39H241V38H240ZM41 40H42V39H41ZM61 40H62V39H61ZM69 40H70V39H69ZM76 40H77V37H76L75 41H76ZM99 40H100V39H99ZM99 40H98V41H99ZM120 40H121V39H120ZM133 40H135V39H132V41H133ZM138 40H139V39H138ZM144 40H146V39H144ZM162 40H163V39H162ZM170 40H172V39H170ZM181 40H182V39H181ZM185 40H186V39H185ZM188 40H189V39H188ZM207 40H208V39H207ZM249 40H250V39H249ZM263 40H264V39H263ZM82 41H83V40H82ZM84 41H85V40H84ZM88 41H90V40H88ZM115 41H116V40H115ZM136 41H137V40H136ZM139 41H140V40H139ZM179 41H180V40H179ZM186 41H187V40H186ZM189 41H190V40H189ZM236 41H237V40H235V42H236ZM245 41H246V38H245ZM256 41H257V39H256ZM258 41H259V40H258ZM36 42H37V41H36ZM38 42H39V41H38ZM69 42H70V41H69ZM94 42H95V41H94ZM116 42H117V41H116ZM151 42H152V41H151ZM177 42H178V41H177ZM181 42H182V41H181ZM197 42H198V40H197ZM200 42H201V41H200ZM229 42H230V41H229ZM231 42H232V41H231ZM2 43H3V42H2ZM30 43H31V42H30ZM32 43H34V42L32 41ZM50 43H51V42H50ZM58 43H59V41H58ZM63 43H65V42H63ZM81 43H82V42H81ZM114 43H115V42H114ZM132 43H134V42H132ZM162 43H163V42H162ZM164 43H165V42H164ZM187 43H188V42H187ZM189 43H190V42H189ZM217 43H218V41H217ZM221 43H222V42H221ZM221 43H220V44H221ZM3 44H4V43H3ZM8 44H9V43H8ZM17 44H18V43H17ZM19 44H20V43H19ZM26 44H27V45H26ZM73 44H74V43H73ZM78 44H79V43H78ZM139 44H140V43H139ZM201 44H202V43H201ZM213 44H215V43H213ZM213 44H212V45H213ZM224 44H225V43H224ZM233 44H234V43H233ZM68 45H69V43H68ZM68 45H67V46H68ZM83 45H86V43H84ZM91 45H92V43H91ZM208 45H209V44H208ZM212 45H209V46H212ZM225 45H226V44H225ZM253 45H254V44H253ZM263 45H264V44H263ZM1 46H2V44L0 45V47H1ZM33 46H35V45L32 44V47H33ZM80 46H81V44H80ZM80 46H79V47H80ZM93 46H94V45H93ZM93 46H92V47H93ZM96 46H97V45H96ZM115 46H116V45H115ZM124 46H125V45H124ZM140 46H141V45H140ZM180 46H181V44H180ZM205 46H206V45H205ZM221 46H222V45H221ZM237 46H238V44H237ZM248 46H249V45H248ZM2 47H3V46H2ZM18 47H19V46H18ZM29 47H31V46H29ZM36 47H37V46H36ZM83 47H84V46H83ZM88 47H89V46H88ZM92 47H91V48H92ZM133 47H134V46H133ZM141 47H142V46H141ZM161 47H162V46H161ZM168 47H170V46H168ZM181 47H182V46H181ZM201 47H202V46H201ZM219 47H220V46H219ZM219 47H218V48H219ZM239 47H240V46H239ZM239 47H238V48H239ZM252 47H253V46H252ZM254 47H255V46H254ZM20 48H21V45H20ZM24 48H26V47H24ZM34 48H35V47H34ZM38 48H39V47H38ZM64 48H65V47H64ZM72 48H73V47H72ZM72 48H71V49H72ZM86 48H87V47H86ZM119 48H120V47H119ZM125 48H126V47H125ZM146 48H148V47H146ZM146 48H144V50H145ZM162 48H163V47H162ZM175 48H176V46H175ZM186 48H187V45L185 46L184 49H186ZM198 48H199V46H198ZM208 48H209V47H208ZM208 48H207V49H208ZM225 48H226V46H225ZM245 48H246V47H245ZM1 49H2V48H1ZM12 49H13V48H12ZM22 49H23V45H22ZM26 49H29V48H26ZM26 49H25V50H26ZM35 49H36V48H35ZM49 49H50V48H49ZM58 49H59V48H58ZM60 49H61V48H60ZM71 49H70V50H71ZM130 49H131V48H130ZM132 49H133V48H132ZM134 49H135V48H134ZM134 49H133V51H134ZM142 49H143V48H142ZM151 49H152V48H151ZM164 49H165V48H164ZM204 49H205V47H204ZM207 49H206V50H207ZM209 49H210V48H209ZM212 49H213V48H212ZM234 49H235V48H234ZM234 49H233V50H234ZM240 49H241V48H240ZM31 50H32V48H31ZM39 50H40V49H39ZM39 50H38V51H39ZM79 50H80V49H79ZM83 50H84V49H83ZM97 50H98V49H97ZM117 50H118V49H117ZM137 50H138V49H137ZM146 50H147V49H146ZM146 50H145V51H146ZM154 50H156V49H154ZM215 50H217V49H215ZM215 50H214V49L212 50L213 53H214ZM218 50H219V49H218ZM225 50H226V49H225ZM233 50H232V51H233ZM237 50H239V49H237ZM237 50H235V51H237ZM241 50H242V49H241ZM254 50H255V49H254ZM44 51H45V50H44ZM64 51H65V50H64ZM85 51H86V50H85ZM92 51H93V50H92ZM125 51H126V50H125ZM147 51H148V50H147ZM147 51H146V52H147ZM167 51H168V50H167ZM180 51H181V50H180ZM184 51H185V50H184ZM204 51H205V50H204ZM209 51H210V50H209ZM212 51H211V52H212ZM220 51H221V49H220ZM222 51H223V50H222ZM250 51H251V50H250ZM2 52H5V54H7L5 49H4V51H2ZM2 52H1V54H2ZM26 52H27V50H26ZM26 52H24V53H26ZM70 52H72V51H70ZM98 52H100V51H98ZM102 52H103V51H102ZM113 52L115 53V50H114ZM127 52H128V51H127ZM140 52H141V51H140ZM153 52H154V51H153ZM169 52H170V51H169ZM169 52H168V53H169ZM172 52H173V51H172ZM175 52H176V51H175ZM186 52H187V51H186ZM193 52H194V51H193ZM201 52H202V50H201ZM216 52H217V51H216ZM223 52H224V51H223ZM253 52H254V51H253ZM16 53H17V52H16ZM18 53H19V52H18ZM37 53H39V52H37ZM42 53H43V52H42ZM55 53H56V52H55ZM73 53H74V51H73ZM151 53H152V52H151ZM151 53H150V54H151ZM156 53H157V52H156ZM161 53H162V52H161ZM164 53L166 54V52H164ZM164 53H163V54H164ZM170 53H171V52H170ZM173 53H174V52H173ZM178 53H179V52H178ZM195 53H196V52H195ZM204 53H205V52H204ZM207 53H208V52H207ZM217 53H218V52H217ZM225 53H227V52H225ZM242 53H244V52H242ZM1 54H0V55H1ZM27 54H31V52L28 51ZM27 54H26V55H27ZM45 54L47 55V53H45ZM49 54H50V53H49ZM100 54H101V53H100ZM100 54H99V55H100ZM106 54H107V53H106ZM142 54H143V53H142ZM152 54H153V53H152ZM159 54H160V53H159ZM159 54H158V55H159ZM175 54H176V53H175ZM183 54H184V53H183ZM193 54H194V53H193ZM202 54H203V52H202ZM223 54H224V53H223ZM228 54H229V53H228ZM230 54H231V53H230ZM247 54H250V53L248 52ZM8 55H9V52H8ZM8 55H7V56H8ZM52 55H54V54L52 53ZM60 55H61V54H60ZM64 55H65V54H64ZM87 55H88V54H87ZM95 55H97V54H95ZM95 55H94V56H95ZM153 55H155V54H153ZM153 55H152V56H153ZM177 55H178V54H177ZM177 55H176V56H177ZM208 55H209V54H208ZM231 55H232V54H231ZM233 55H234V54H233ZM242 55H243V54H242ZM28 56H29V55H28ZM28 56H27V58H28ZM30 56H31V55H30ZM79 56H80V55H79ZM83 56H84V54H83ZM91 56H92V55H90V57H91ZM100 56L102 57V55H100ZM112 56H114V55H112ZM147 56H148V55H147ZM149 56H151V55H149ZM169 56H170V55H169ZM186 56H187V55H186ZM228 56H229V55H228ZM240 56H241V55H240ZM262 56H263V55H262ZM0 57L3 58L2 55H1ZM14 57H15V56H14ZM55 57H56V55H55ZM61 57H62V56H60L59 58H61ZM65 57H66V56H65ZM65 57L63 56L62 58L65 59ZM73 57H74V56H73ZM87 57H88V56H87ZM92 57H93V56H92ZM92 57H91V58H92ZM107 57H108V55H107ZM115 57H116V56H115ZM117 57H118V56H117ZM153 57H154V56H153ZM158 57H159V56H158ZM163 57H164V56H163ZM165 57H166V55H165ZM193 57H194V56H193ZM193 57H192V58H193ZM231 57H232V56H231ZM231 57H230V58H231ZM6 58H7V57H6ZM22 58H23V57H22ZM53 58H54V57H53ZM59 58H57V60L60 61ZM71 58H72V57H71ZM71 58H70V60L73 61V60H72L73 58H72V59H71ZM85 58H86V57H85ZM99 58H100V57H99ZM99 58H98V59H99ZM113 58H114V57H113ZM113 58H112V59H113ZM120 58H121V57H120ZM124 58H125V57H124ZM154 58H155V57H154ZM233 58H234V56H233ZM242 58H244V57H242ZM245 58H246V56H245ZM245 58H244V59H245ZM254 58H255V56H254ZM17 59H18V58H17ZM49 59H50V60H49ZM49 59H48V61H49V62L51 61V62L53 63V65H56V64H57V63L54 64L55 62H53V61H55L56 59H55V60L53 59V61H52L51 58H49ZM67 59H68V57H67ZM67 59H66V60H67ZM87 59H88V58H87ZM89 59H90V58H89ZM95 59H96V58H95ZM143 59H144V57H143ZM159 59H160V58H159ZM177 59H178V56H177ZM217 59H218V58H217ZM3 60H4V59H3ZM29 60H30V58H29ZM70 60H69V62H70ZM77 60H78V59H77ZM102 60H103V58H102ZM116 60H117V59H116ZM118 60H119V59H118ZM127 60H128V58H127ZM139 60H140V59H139ZM145 60H146V58H145ZM182 60H184V59H182ZM191 60H192V59H191ZM213 60H214V59H213ZM0 61H1V60H0ZM6 61H7V60H6ZM21 61H22V60H21ZM41 61H42V60H41ZM41 61H40V63H41ZM48 61H47V63H46V61H45V59H44V62H45L46 64L49 63ZM61 61L63 62V60H61ZM86 61H87V60H86ZM95 61H96V60H95ZM95 61H94V62H95ZM100 61H101V60H100ZM119 61H120V60H119ZM131 61H132V59H131ZM160 61H162V60H160ZM178 61H179V60H178ZM216 61H217V60H216ZM4 62H5V61H4ZM16 62H17V61H16ZM16 62H15V63H16ZM23 62H24V61H23ZM25 62L27 63V61H25ZM29 62H30V61H28V63H29ZM84 62H85V60H84ZM89 62H90V61H89ZM89 62H88L87 64H89ZM107 62H109V61H107ZM111 62H112V61H111ZM132 62H133V61H132ZM138 62H139V61H138ZM138 62H137V63H138ZM163 62H164V61H163ZM172 62H173V61H172ZM179 62H180V61H179ZM184 62H185V61H184ZM232 62L234 63V61H232ZM244 62H245V61H244ZM253 62H254V61H253ZM263 62H264V61H263ZM5 63H6V62H5ZM28 63H27L26 65H28V68H29L30 64H28ZM30 63H31V62H30ZM92 63H93V62H92ZM99 63H100V62H99ZM113 63H114V62H113ZM123 63H126V62H123ZM133 63H134V62H133ZM175 63H176V62H175ZM180 63H181V62H180ZM1 64H2V63H1ZM24 64H25V63H24ZM37 64H38V63H37ZM66 64H67V63H66ZM85 64H86V63H85ZM97 64H98V63H97ZM118 64H121V63H118ZM118 64H117V65H118ZM129 64H130V63H129ZM143 64H145L144 61H143ZM150 64H151V63H150ZM182 64H183V63H182ZM201 64H202V63H201ZM231 64H232V63H231ZM246 64H247V63H246ZM248 64H249V63H248ZM257 64H258V63H257ZM6 65H7V64H6ZM16 65H17V64H16ZM26 65H25V66H26ZM39 65H40V64H39ZM43 65H44V64H43ZM76 65H77V64H76ZM93 65H94V64H93ZM111 65H112V63H111ZM115 65H116V64H115ZM165 65H167V64H165ZM175 65H176V64H175ZM190 65H191V64H190ZM193 65H194V64H193ZM198 65H199V64H198ZM235 65H236V64H235ZM242 65H243V64H242ZM1 66H2V65H1ZM17 66H18V65H17ZM23 66H24V65H23ZM25 66H24V67H25ZM44 66H45V65H44ZM74 66H75V65H74ZM84 66H86V65H84ZM95 66H96V65H95ZM113 66H114V64H113ZM151 66H152V65H151ZM156 66H157V65H156ZM254 66H255V65H254ZM254 66H253V67H254ZM6 67H7V66H6ZM19 67H20V66H19ZM38 67H39V66H38ZM38 67H37V68H38ZM49 67L52 68L53 66H51V64H50ZM64 67H65V66H64ZM79 67H80V66H79ZM88 67H89V66H88ZM109 67H110V66H109ZM116 67H118V66H116ZM116 67H115V68H116ZM125 67H126V65H125L123 68H125ZM131 67H132V66H131ZM131 67H130V68H131ZM138 67H139V65H138ZM140 67H141V64H140ZM158 67H159V65H158ZM175 67H176V66H175ZM185 67H186V66H185ZM226 67H228V66H226ZM231 67H232V65H231ZM231 67H229V68H231ZM233 67H234V66H233ZM236 67H237V66H236ZM4 68H5V67H4ZM15 68H16V67H15ZM28 68H27V69H28ZM34 68H35V67H34ZM41 68H42V67H41ZM45 68H46V67H45ZM47 68H48V67H47ZM56 68H57V65H56ZM68 68H69V67H68ZM73 68H74V67H73ZM85 68H86V67H85ZM97 68H98V67H97ZM97 68H96V69H97ZM136 68H137V67H136ZM136 68H135V69H136ZM141 68H142V67H141ZM141 68H139V69H141ZM177 68H178V67H177ZM243 68H245V67L243 66ZM261 68L264 69V65H263V67H261ZM1 69H2V68H1ZM7 69H8V68H7ZM11 69H12V68H11ZM18 69H20V68H18ZM58 69H59V67H58ZM65 69H66V68H65ZM83 69H84V68H83ZM106 69H107V66H106ZM106 69H105V70H106ZM118 69H119V71H120V68L118 67V68H117L116 70H114L113 72H115V71L117 72ZM156 69H157V67H156ZM167 69H168V68H167ZM196 69H197V68H196ZM237 69H238V68H237ZM257 69H258V68H257ZM13 70H14V69H13ZM13 70H12V71H13ZM28 70H29V69H28ZM33 70H34V69H33ZM41 70H42V69H41ZM69 70H70V69H69ZM88 70H89V69H88ZM94 70H95V69H94ZM123 70H124V69H123ZM125 70H126V69H125ZM137 70H138V69H137ZM157 70H161V69H157ZM178 70H179V69H178ZM222 70H223V69H222ZM222 70H221V71H222ZM232 70H234V69H232ZM232 70H231V71H232ZM242 70H244V69H242ZM260 70H261V69H260ZM6 71H7V70H6ZM17 71H18V70H17ZM39 71H40V70H39ZM66 71H67V70H66ZM80 71H81V69H80ZM85 71H87V70L85 69ZM85 71H84V72H85ZM132 71H133V73H134V70H132ZM138 71H140V70H138ZM141 71H142V69H141ZM144 71H145V70H144ZM147 71H148V70H147ZM150 71H151V70H150ZM194 71H195V70H194ZM199 71H200V70H199ZM211 71H212V70H211ZM221 71H220V72H221ZM235 71H236V69H235ZM246 71H247V70H246ZM255 71H257V70H255ZM261 71H262V70H261ZM1 72H2V71H1ZM21 72H22V71H21ZM28 72H29V71H28ZM42 72H44V71H42ZM64 72H65V71H64ZM92 72H93V70H92ZM96 72H97V71H96ZM121 72H122V71H121ZM123 72H124V71H123ZM125 72H126V71H125ZM125 72H124V73H125ZM128 72H129V69H128ZM135 72H136V71H135ZM155 72H156V71H155ZM155 72H153L154 75H157V74H155ZM157 72H158V71H157ZM160 72H161V71H160ZM167 72H168V71H167ZM185 72H186V71H185ZM238 72L240 73V71H238ZM242 72H243V71H242ZM248 72H249V71H248ZM248 72H247V73H248ZM252 72H253V69H252ZM14 73H15V72H14ZM45 73H47V72H45ZM50 73H51V72H50ZM53 73H54V71H53ZM60 73H61V71H60ZM85 73H86V72H85ZM107 73H108V72H107ZM111 73H112V72H111ZM131 73H132V72H131ZM131 73H130V74H131ZM137 73H138V72H137ZM137 73H136V74H137ZM141 73H142V72H141ZM144 73H145V72H144ZM162 73H163V72H162ZM170 73H171V72H170ZM170 73H169V74H170ZM188 73L190 74L189 71H188ZM198 73H199V72H198ZM247 73H246V74H247ZM257 73H258V72H257ZM6 74H7V72H6ZM11 74H12V73H10V75H11ZM42 74H43V73H42ZM58 74H59V73H58ZM65 74H66V73H65ZM74 74H75V73H74ZM76 74H77V73H76ZM80 74H81V73H80ZM82 74H84V73H82ZM104 74H106V73H104ZM121 74H122V73H121ZM121 74H120V75H121ZM127 74L129 75V73H127ZM147 74H148V73H147ZM177 74H178V73H177ZM189 74H188L187 77H189ZM225 74H226V73H225ZM225 74H224V75H225ZM241 74H242V73H241ZM251 74H252V73H251ZM7 75H8V74H7ZM25 75H26V73H25ZM28 75H29V74H28ZM60 75H61V74H60ZM70 75H71V74H70ZM84 75H85V74H84ZM96 75L98 76V74H96ZM106 75H107V74H106ZM106 75H105V76H106ZM118 75H119V74H118ZM120 75H119V76H120ZM125 75H126V73H125ZM139 75H140V74H139ZM160 75H161V74H160ZM160 75H158V76H160ZM181 75H182V74H181ZM190 75H192V74H190ZM196 75H197V74H196ZM198 75H199V74H198ZM198 75H197V77H199ZM201 75H204V74L201 73ZM229 75H230V74H229ZM2 76H3V75H2ZM2 76H0V77H2ZM40 76H41V74H40ZM46 76H47V75H46ZM51 76H52V75H50L49 78H50ZM54 76H55V75H54ZM54 76H53V77H54ZM79 76H80V75H79ZM81 76H82V75H81ZM97 76H96V77H97ZM107 76H108V75H107ZM112 76H113V74H112ZM126 76H127V75H126ZM130 76H131V75H130ZM142 76H143V75H142ZM152 76H153V74H152ZM171 76H172V73H171ZM171 76H170V77H171ZM218 76H219V74H218ZM234 76H235V73H234ZM237 76H238V75H237ZM239 76H240V75H239ZM5 77H6V76H5ZM22 77H24V76H22ZM25 77H26V76H25ZM38 77H39V75H38ZM55 77H56V76H55ZM59 77H61V76H59ZM62 77H63V76H62ZM62 77H61V78H62ZM71 77H72V76H71ZM77 77H78V76H77ZM86 77H87V76H86ZM90 77H91V76H90ZM110 77H111V74H110ZM114 77H115V76H114ZM114 77H113V79H114ZM132 77H133V76H132ZM137 77H138V76H137ZM155 77H156V76H155ZM194 77H195V76H194ZM200 77H202V76H200ZM203 77H204V76H203ZM203 77H202V79H203ZM216 77H217V76H216ZM224 77H225V76H224ZM245 77H246V76H245ZM248 77H250L249 74H248ZM262 77H263V76H262ZM43 78H44V77H43ZM46 78H47V77H46ZM78 78H79V77H78ZM102 78H103V76H102ZM139 78H140V77H139ZM142 78H143V77H142ZM162 78H163V77H162ZM164 78H165V76H164ZM164 78H163V79H164ZM166 78H167V77H166ZM172 78H173V76H172ZM178 78H179V76H178ZM181 78H183V77L181 76ZM189 78H193V77L190 76ZM227 78H228V77H227ZM240 78H241V76H240ZM3 79H5V78H3ZM10 79L12 80L13 78H10ZM50 79H51V78H50ZM52 79H53V78H52ZM57 79H58V78H57ZM68 79H69V78H68ZM79 79H80V78H79ZM83 79H84V78H82V80H83ZM89 79H90V78H89ZM97 79H98V78H97ZM97 79H96V81H97ZM116 79H117V78H116ZM118 79H120V78H118ZM136 79H137V78H136ZM136 79H134V80H136ZM143 79H145V78H143ZM146 79H147V78H146ZM168 79H169V81H170L171 78H168ZM196 79H198V78H196ZM196 79H194V80L196 81ZM225 79H226V78H225ZM242 79H243V78H242ZM246 79H247V78H246ZM258 79H259V77H258ZM14 80H15V79H14ZM48 80H49V79H47V81H48ZM53 80L55 81L56 79L54 78ZM90 80H91V79H90ZM124 80H125V78H124ZM130 80H131V79H130ZM137 80H138V79H137ZM189 80H190V79H189ZM199 80L202 81L201 79H199ZM204 80H205V79H204ZM6 81H7V80H6ZM19 81H20V80H19ZM24 81H25V80H24ZM26 81H27V80H26ZM54 81H53V82H54ZM57 81H58V80H57ZM72 81H73V80H72ZM74 81H75V80H74ZM79 81H80V80H79ZM93 81H94V80H93ZM102 81H103V79H102ZM118 81H119V80H118ZM151 81H152V79H151ZM174 81H175V80H174ZM179 81H180V80H179ZM182 81H183V80H182ZM186 81H187V80H186ZM190 81H191V80H190ZM192 81H193V79H192ZM192 81H191V82H192ZM197 81H198V80H197ZM233 81H234V80H233ZM249 81H250V80H249ZM253 81H254V79H253ZM258 81H259V80H258ZM21 82H22V81H21ZM60 82H61V79H60L59 83H60ZM94 82H95V81H94ZM116 82H117V81H116ZM132 82H133V81H132ZM136 82H137V81H136ZM139 82H140V79H139ZM143 82H144V81H143ZM149 82H150V81H149ZM155 82H157V81H155ZM159 82H161V81H159ZM164 82H165V81H164ZM183 82H184V81H183ZM203 82H204V81H203ZM6 83H7V82H6ZM17 83H18V81H17ZM55 83H56V81H55ZM57 83H58V82H57ZM61 83H64V81L61 82ZM61 83H60V84H61ZM73 83H74V82H73ZM113 83H114V82H113ZM129 83H131V82H129ZM134 83H135V82H134ZM137 83H138V82H137ZM169 83H170V82H169ZM197 83H198V82H197ZM201 83H202V82H201ZM210 83H211V82H210ZM212 83H215V82H212ZM234 83H235V82H234ZM239 83H240V82H239ZM248 83H249V82H248ZM259 83H260V82H259ZM262 83H263V85H264V82H261V84H262ZM12 84H13V82H12ZM44 84H45V83H44ZM82 84H83V83H82ZM89 84H90V83H89ZM102 84H103V83H102ZM104 84H105V83H104ZM120 84H121V83H120ZM127 84H128V83H127ZM138 84H139V83H138ZM150 84H151V82H150ZM154 84H156V83H154ZM157 84H158V83H157ZM157 84H156V86H157ZM174 84H175V83H174ZM185 84H186V83H185ZM191 84H192V83H191ZM202 84H203V83H202ZM228 84H229V83H228ZM228 84H227V85H228ZM231 84H232V83H231ZM235 84H236V83H235ZM246 84H247V83H246ZM253 84H254V83H253ZM253 84H250L251 87L254 86ZM13 85H14V84H13ZM55 85H56V84H55ZM130 85H131V84H130ZM135 85H136V84H135ZM139 85H140V84H139ZM141 85H142V84H141ZM159 85H160V84H159ZM163 85H165V84H163ZM163 85H162V86H163ZM170 85H171V84H170ZM183 85H184V84H183ZM183 85H181V86H183ZM194 85H195V83H194ZM248 85H249V84H248ZM248 85H247V86H248ZM3 86H4V85H3ZM3 86H2V87H3ZM14 86H16V85H14ZM57 86H58V85H57ZM64 86H65V85H64ZM64 86H62V87H64ZM85 86H86V85H85ZM110 86H111V85H110ZM110 86H109V87H110ZM115 86H116V84H115ZM119 86H120V85H119ZM124 86H125V85H124ZM124 86H123V87H124ZM143 86H144V85H143ZM149 86H150V85H147V87H149ZM152 86H153V85H152ZM152 86H151V88H152ZM162 86H161V89H162ZM243 86H244V85H243ZM255 86H256V85H255ZM53 87H54V86H53ZM59 87H60V86H59ZM83 87H84V86H83ZM112 87H113V86H112ZM120 87H121V86H120ZM147 87H146V88H147ZM183 87H184V86H183ZM189 87H190V86H189ZM189 87H188V88H189ZM193 87H194V86H193ZM5 88H6V87H5ZM17 88H18V87H17ZM78 88H80V87H78ZM84 88H85V87H84ZM97 88H98V87H97ZM97 88H96V89H97ZM101 88H102V87H101ZM101 88H100V89H101ZM127 88H128V87H127ZM127 88L124 89V90H128ZM133 88H134V87H133ZM136 88H137V87H136ZM163 88H166V87L163 86ZM168 88H169V86H168ZM177 88H178V86H177ZM185 88H186V87H185ZM198 88H199V87H198ZM210 88H211V87H210ZM213 88H214V90H215V86H214ZM224 88H225V87H224ZM226 88H227V87H226ZM226 88H225V90H226ZM228 88H229V87H228ZM257 88H258V89H257V92H258V91H259V87H257ZM263 88H264V87H263ZM12 89H14V88H12ZM50 89H51V88H50ZM50 89H49V90H50ZM54 89H55V88H54ZM58 89H59V88H58ZM62 89H63V88H62ZM93 89H94V88H92V90H93ZM129 89H130V87H129ZM148 89H149V88H148ZM161 89H159V90H160V92L162 93ZM174 89H175V88H174ZM207 89H208V88H207ZM207 89H206V90H207ZM217 89H218V85H217V87H216V91H217ZM235 89H236V88H235ZM240 89H241V88H240ZM252 89H254V88H251V90H252ZM3 90H4V89H3ZM14 90H15V89H14ZM18 90H19V89H18ZM37 90H38V89H37ZM77 90H78V89H77ZM132 90H133V89H132ZM134 90H135V89H134ZM137 90H138V89H137ZM141 90H142V89H141ZM149 90H150V89H149ZM159 90L157 89V91H159ZM167 90H168V89H167ZM169 90H170V89H169ZM200 90H201V89H200ZM218 90H219V89H218ZM220 90H221V89H220ZM223 90H224V89H223ZM229 90H231V89H229ZM242 90H243V89H242ZM242 90H241V91H242ZM246 90H247V89H246ZM9 91H10V90H9ZM12 91H13V90H12ZM12 91H11V92H12ZM50 91H51V90H50ZM55 91H56V90H55ZM102 91H103V90H102ZM109 91H111V90L109 89ZM116 91H117V90H116ZM139 91H140V90H139ZM163 91H164V89H163ZM202 91H203V90H202ZM241 91H240V92H241ZM247 91H250V89L247 90ZM255 91H256V90H255ZM263 91H264V90H263ZM52 92H53V91H52ZM105 92H106V91H105ZM112 92H113V91H112ZM114 92H115V91H114ZM121 92H122V91H121ZM125 92H127V91H125ZM128 92H129V91H128ZM136 92H137V91H136ZM154 92H155V91H154ZM164 92H165V91H164ZM164 92H163V93H164ZM211 92H212V91H211ZM217 92H218V91H217ZM3 93H4V92H2V94H3ZM56 93H57V92H56ZM97 93H98V92H97ZM97 93H96V94H97ZM102 93H103V92H102ZM102 93H101V94H102ZM119 93H120V92H119ZM130 93H131V91L129 92V94H130ZM152 93H153V92H152ZM181 93H183V92H181ZM199 93H200V92H199ZM233 93H234V92H233ZM247 93H248V92H247ZM250 93H251V92H250ZM258 93H259V92H258ZM20 94H21V93H20ZM45 94H46V93H45ZM54 94H55V93H54ZM54 94H53V95H54ZM108 94H109V92H108ZM110 94H111V93H110ZM117 94H118V92H117ZM129 94H128V95H129ZM137 94H138V93H137ZM150 94H151V93H150ZM150 94H149V95H150ZM156 94H157V92H156ZM159 94H160V93H159ZM172 94H173V91H172ZM187 94H188V93H187ZM201 94H202V93H201ZM219 94H220V92H219ZM231 94H232V93H231ZM240 94H241V93H240ZM253 94H254V93H253ZM21 95H22V94H21ZM58 95H59V94H58ZM91 95H92V94H91ZM103 95H105V94H103ZM115 95H116V94H115ZM121 95H122V93H121ZM123 95H124V94H123ZM128 95H127V97H129ZM157 95H158V94H157ZM174 95H176V93H174ZM178 95H179V94H177V96H178ZM228 95H229V91H228ZM3 96H4V95H3ZM22 96H23V95H22ZM22 96H21V97H22ZM39 96H40V93H39ZM43 96H44V95H43ZM43 96H42V97H43ZM49 96H50V95H49ZM107 96H108V95H107ZM117 96H118V95H117ZM137 96H138V95H137ZM159 96H160V95H159ZM159 96H158V97H159ZM163 96H164V95H163ZM167 96H168V95H167ZM172 96H173V95H172ZM201 96H202V95H201ZM201 96H200V97H201ZM211 96H212V95H211ZM238 96H239V95H238ZM255 96H257V95L255 94ZM255 96H254V97H255ZM6 97H7V96H6ZM25 97H27V96L25 95ZM73 97H74V96H73ZM105 97H106V96H104V98H105ZM110 97H111V96H110ZM170 97H171V95H170ZM180 97H181V96H180ZM190 97H191V96H190ZM225 97H226V96H225ZM234 97H235V96H234ZM234 97H233V98H234ZM242 97H243V96H242ZM260 97H261V96H260ZM1 98H2V96H1ZM15 98H16V97H15ZM22 98H23V97H22ZM52 98H53V97H52ZM65 98H66V97H65ZM78 98H79V97H78ZM100 98H101V97H100ZM113 98H114V96H113ZM117 98H118V97H117ZM125 98H126V97H125ZM143 98H144V97H143ZM150 98H151V95H150L149 99H150ZM171 98H172V97H171ZM174 98H175V97H174ZM198 98H199V97H198ZM231 98H232V97H231ZM261 98H262V97H261ZM45 99H46V98H45ZM89 99H90V98H89ZM89 99H88V100H89ZM108 99H109V98H108ZM123 99H124V98H123ZM126 99H127V98H126ZM132 99H133V96H132ZM141 99H142V98H141ZM141 99H139V100H141ZM147 99H148V95H147ZM167 99H168V98H167ZM172 99H173V98H172ZM178 99H179V98L177 97V100H178ZM226 99H227V98H226ZM226 99H225V100H226ZM236 99H237V98H236ZM236 99H235V101H237ZM241 99H242V98H241ZM23 100H24V99H23ZM41 100H42V99H41ZM54 100H55V99H54ZM57 100H58V99H57ZM79 100H80V99H79ZM100 100H101V99H100ZM117 100H118V99H117ZM120 100H121V99H120ZM190 100H191V99H190ZM229 100H230V99H229ZM249 100H250V99H249ZM256 100H257V99H256ZM5 101H6V100H5ZM60 101H61V100H60ZM60 101H59V102H60ZM109 101H110V100H109ZM121 101H122V100H121ZM132 101H133V100H132ZM150 101H151V99H150ZM154 101H155V100H154ZM157 101H158V100H157ZM157 101H156V103H157ZM243 101H244V100H243ZM258 101H259V100H258ZM258 101H257V102H258ZM38 102H39V100H38ZM43 102H44V101H43ZM53 102H54V101H53ZM56 102H57V101H56ZM66 102H67V101H66ZM70 102H71V101H70ZM79 102H80V101H79ZM107 102H108V101H107ZM119 102H120V101H119ZM126 102H127V101H126ZM137 102H138V101H137ZM148 102H149V101H148ZM151 102H152V101H151ZM173 102H174V101H173ZM182 102H183V101H182ZM194 102H195V101H194ZM208 102H209V101H208ZM214 102H215V101H214ZM260 102H261V101H260ZM2 103H3V102H2ZM62 103H64V101H63ZM89 103H90V101H89ZM104 103H106V102H104ZM113 103H114V102H112V104H113ZM129 103H130V101H129ZM152 103H153V102H152ZM152 103H151V105H152ZM190 103H191V102H190ZM203 103H204V102H203ZM247 103H248V102H247ZM3 104H4V103H3ZM6 104H7V103H6ZM13 104H14V103H13ZM42 104H43V103H42ZM56 104H57V103H56ZM73 104H74V103H73ZM75 104H76V103H75ZM77 104H79V103H77ZM102 104H103V103H102ZM117 104H118V103H117ZM131 104H132V102H131ZM134 104H135V103H134ZM139 104H140V103H139ZM149 104H150V103H149ZM149 104H148L147 106H151V105H149ZM159 104H160V102H159ZM182 104H183V103H181V105H182ZM195 104H196V103H195ZM195 104H194V105H195ZM204 104H205V103H204ZM204 104H202V105H204ZM220 104H221V103H220ZM224 104H225V103H224ZM229 104H233V103H229ZM229 104H228L227 106H229ZM235 104H236V102H235ZM245 104H246V103H245ZM14 105H15V104H14ZM20 105H21V104H20ZM45 105H46V103H45ZM58 105H59V104H58ZM87 105H88V104H87ZM105 105H106V104H105ZM172 105H173V104H172ZM179 105H180V104H179ZM197 105H198V104H197ZM258 105H259V104H258ZM4 106H5V105H4ZM4 106H3V107H4ZM7 106H8V104H7ZM11 106H12V105H11ZM42 106L44 107V105H41V107H42ZM63 106H64V105H63ZM63 106H62V107H63ZM69 106H70V105H69ZM73 106H74V105H73ZM91 106H92V105H91ZM99 106H100V105H99ZM103 106H104V105H103ZM108 106H109V105H108ZM113 106H114V105H113ZM116 106H117V105H116ZM124 106H125V104H124ZM136 106H137V105H136ZM141 106H142V105H141ZM154 106H155V105H154ZM154 106H153V107H154ZM156 106H157V105H156ZM182 106H183V105H182ZM184 106H185V105H184ZM209 106H210V104H209ZM220 106H221V105H220ZM230 106H231V105H230ZM234 106H235V105H234ZM236 106H237V105H236ZM244 106H245V105H244ZM12 107H13V106H12ZM55 107H56V105H55ZM59 107H60V106H59ZM65 107H66V106H65ZM65 107H64V108H65ZM120 107H122V106H120ZM145 107H146V105H145ZM170 107H171V106H170ZM192 107H193V106H192ZM192 107H191V108H192ZM204 107H205V106H204ZM231 107H232V106H231ZM15 108H16V107H15ZM73 108H74V107H73ZM83 108H84V107H83ZM83 108H82V109H83ZM92 108H93V107H92ZM110 108H112V107H110ZM115 108H116V107L114 106V109H115ZM149 108H150V107H149ZM159 108H160V107H159ZM159 108H158V109H159ZM187 108H188V107H187ZM198 108H199V107H198ZM209 108H210V107H209ZM209 108H208V109H209ZM242 108H243V107H242ZM10 109H11V108H10ZM13 109H14V108H13ZM24 109H25V108H24ZM24 109H23V110H24ZM30 109H31V108H30ZM40 109H42V108H40ZM62 109H63V108H62ZM74 109H76V108H74ZM103 109H104V108H103ZM107 109H108V107H107ZM112 109H113V108H112ZM112 109H110V110H112ZM122 109L124 110V108H122ZM134 109H135V108H134ZM134 109H133V110H134ZM151 109H152V108H151ZM154 109H155V108H154ZM161 109H163V108L161 107ZM165 109H166V108H165ZM173 109H174V108H173ZM175 109H176V108H175ZM192 109H193V108H192ZM195 109H196V108H195ZM202 109H203V108H202ZM206 109H207V108H206ZM208 109H207V110H208ZM211 109H212V108H211ZM218 109H219V108H218ZM218 109H217V110H218ZM223 109H224V107H223ZM250 109H251V108H250ZM6 110H7V109H6ZM18 110H19V109H18ZM42 110H43V109H42ZM72 110H73V109H72ZM76 110H77V109H76ZM83 110H84V109H83ZM91 110H92V109H91ZM91 110H90V111H91ZM104 110H105V109H104ZM120 110H121V109H120ZM139 110H142V109H139ZM147 110H148V109H147ZM179 110H180V109H179ZM182 110H183V109H182ZM188 110H189V109H188ZM209 110H210V109H209ZM235 110H236V109H235ZM235 110H233V111H235ZM240 110H241V109H240ZM243 110H244V109H243ZM243 110H242V111H243ZM254 110H255V109H254ZM8 111H9V110H8ZM10 111H11V110H10ZM64 111H65V110H64ZM70 111H71V110H70ZM70 111H69V112H70ZM100 111H101V110H100ZM121 111H122V110H121ZM144 111H145V110H144ZM153 111H154V110H153ZM155 111H157V110H155ZM159 111H160V109H159ZM168 111H169V110H168ZM201 111H202V110H201ZM204 111H205V109H204ZM231 111H232V110H230V112H231ZM236 111H237V110H236ZM245 111H246V109H245ZM247 111H248V110H247ZM20 112H22V111L20 110ZM29 112H30V110H29ZM37 112H38V111H37ZM107 112H108V111H107ZM113 112H115V111H113ZM113 112H112V113H113ZM127 112H128V111H127ZM131 112H132V111H131ZM140 112H141V111H140ZM161 112H162V110H161ZM187 112H188V111H187ZM189 112H191V111H189ZM189 112H188V113H189ZM192 112H194V111L192 110ZM1 113H2V111H1ZM1 113H0V114H1ZM3 113H4V112H3ZM11 113H13V112H11ZM15 113H16V112H15ZM17 113H18V112H17ZM22 113H23V112H22ZM54 113H55V112H54ZM66 113H68V112H66ZM70 113H71V112H70ZM70 113H69V114H70ZM75 113H76V112H75ZM149 113H151V112H149ZM159 113H160V112H159ZM173 113H174V112H173ZM180 113H181V112H180ZM197 113H198V112H197ZM217 113H218V112H217ZM223 113H224V112H223ZM225 113H226V111H225ZM227 113H228V112H227ZM231 113H232V112H231ZM236 113H237V112H236ZM241 113H242V112H241ZM247 113H248V112H247ZM253 113H254V111H253ZM5 114H6V113H5ZM8 114H9V113H8ZM8 114H7V116H9ZM18 114H19V113H18ZM27 114H28V113H27ZM56 114H57V112H56ZM61 114H62V112H61ZM72 114H73V113H72ZM91 114H92V113H91ZM93 114H94V113H93ZM103 114H104V113H103ZM121 114H122V113H121ZM126 114H127V113H126ZM140 114H141V113H140ZM140 114H138V116H139ZM151 114H152V113H151ZM160 114H161V113H160ZM165 114H166V112H165ZM176 114H177V113H176ZM201 114H203V113H201ZM205 114H206V113H205ZM210 114H211V113H210ZM238 114H239V112H238ZM250 114H251V113H250ZM23 115H24V113H23ZM73 115H74V114H73ZM73 115H72V116H73ZM86 115H87V114H86ZM110 115H111V114H110ZM119 115H120V113H119ZM136 115H137V114H136ZM143 115H144V114H143ZM154 115H155V113H154ZM162 115H163V114H162ZM174 115H175V114H173V116H174ZM186 115H187V114H186ZM186 115H185V116H186ZM227 115H228V114H227ZM229 115H230V113H229ZM0 116H1V115H0ZM4 116H5V115H4ZM7 116H5V117L7 118ZM17 116H18V115H17ZM62 116H63V114H62ZM67 116H69V115H67ZM75 116H76V115H75ZM125 116H126V115H125ZM125 116H124V117H125ZM144 116H146V115H144ZM155 116H156V115H155ZM155 116H154V117H155ZM164 116H165V115H164ZM177 116H179V114H178ZM191 116H192V115H191ZM198 116H199V115H198ZM206 116H207V115H206ZM224 116H226V115L224 114ZM233 116H234V114H233ZM263 116H264V115H263ZM5 117H4V118H5ZM19 117H22V116L19 115ZM63 117H64V116H63ZM122 117H123V116H121V118H122ZM126 117H127V116H126ZM126 117H125V119H126ZM141 117H142V116H140V118H141ZM152 117H153V116H152ZM165 117H166V116H165ZM183 117H184V116H183ZM222 117H223V116H222ZM236 117H237V116H236ZM236 117H235V118H236ZM257 117H258V116H257ZM260 117H261V116H260ZM260 117H259V118H260ZM9 118H11V117H9ZM138 118H139V117H138ZM143 118H144V117H143ZM150 118H151V117H150ZM187 118H188V117H187ZM187 118H186V119H187ZM194 118H195V117H194ZM210 118H211V117H210ZM216 118H217V117H216ZM232 118H233V117H232ZM242 118H244V117H242ZM242 118H241V119H242ZM248 118H249V117H248ZM250 118H251V117H250ZM250 118H249V119H250ZM7 119H8V118H7ZM19 119H20V118H19ZM37 119H38V118H37ZM147 119H148V118H147ZM147 119H146V121H147ZM180 119H181V118H180ZM180 119H179V120H180ZM182 119H183V118H182ZM217 119H218V118H217ZM226 119H227V118H226ZM230 119H231V118H230ZM245 119H246V117H245ZM257 119H258V118H257ZM262 119H263V118H262ZM8 120H9V119H8ZM38 120H39V119H38ZM48 120H49V119H48ZM61 120H62V119H61ZM90 120H91V119H90ZM95 120H96V119H95ZM97 120H98V119H97ZM135 120H136V119H135ZM140 120H141V119H140ZM142 120H143V119H142ZM144 120H145V119H144ZM233 120H234V118H233ZM233 120H232V121H233ZM236 120H237V119H236ZM238 120H239V119H238ZM254 120H255V119H254ZM4 121H5V120H4ZM4 121H3V122H4ZM20 121H22V118L20 119ZM70 121H71V120H70ZM74 121H75V120H74ZM76 121H77V120H76ZM88 121H89V120H88ZM91 121H92V120H91ZM125 121H127V120H125ZM150 121H151V120H150ZM166 121H167V120H166ZM170 121H171V120H170ZM172 121H173V119H172ZM174 121L176 122V119H175ZM180 121H181V120H180ZM185 121H186V120H185ZM206 121H207V120H206ZM211 121H212V120H211ZM214 121H215V120H214ZM216 121H217V120H216ZM229 121H230V120H229ZM245 121H246V120H245ZM256 121H257V120H256ZM16 122H17V121H16ZM16 122H15V123H16ZM40 122H41V121H40ZM106 122H107V121H106ZM118 122H120V121H118ZM137 122H138V121H137ZM156 122H157V121H156ZM192 122H193V121H192ZM212 122H213V121H212ZM252 122H254V121H252ZM252 122H251V123H252ZM261 122H263V121H261ZM8 123H9V122H8ZM18 123H19V121H18ZM55 123H56V122H55ZM74 123H75V122H74ZM78 123H79V122H78ZM94 123H95V122H94ZM111 123H112V122H111ZM127 123H128V122H127ZM141 123H143V122H141ZM149 123H150V122H149ZM167 123H168V122H167ZM170 123H171V122H170ZM236 123H238V122H236ZM0 124H1V123H0ZM96 124H97V123H96ZM96 124H95V125H96ZM104 124H105V123H104ZM143 124H145V122H144ZM158 124H159V123H158ZM168 124H169V123H168ZM173 124H174V123H173ZM224 124H225V123H224ZM238 124H239V123H238ZM238 124H237V125H238ZM252 124H253V123H252ZM257 124H258V123H257ZM261 124H262V123H261ZM6 125H7V124H6ZM16 125H17V124H16ZM68 125H69V124H68ZM72 125H73V124H72ZM77 125H79V124H77ZM91 125H92V124H91ZM102 125H103V124H102ZM148 125H149V124H148ZM152 125H153V124H152ZM162 125H163V124H162ZM170 125H172V124H169V126H170ZM174 125H175V124H174ZM181 125H182V124H181ZM213 125H214V124H213ZM213 125H212V126H213ZM228 125H229V124H228ZM235 125H236V124L234 123V126H235ZM237 125H236V126H237ZM239 125H240V124H239ZM3 126H4V125H3ZM3 126H2V127H3ZM73 126H74V125H73ZM106 126H107V125H106ZM123 126H125V125L123 124ZM135 126H136V125H135ZM135 126H134V127H135ZM138 126H139V125H138ZM140 126H141V125H140ZM144 126H146V125H144ZM144 126H143V127H144ZM154 126H155V125H154ZM172 126H173V125H172ZM172 126H170V127L172 128ZM175 126H176V128H177V125H175ZM38 127H40V126H38ZM43 127H44V126H43ZM46 127H47V126H46ZM53 127H54V126H53ZM96 127H97V125H96ZM96 127H94V128L96 129ZM108 127H109V126H108ZM128 127H129V126H128ZM143 127H142V128H143ZM156 127H157V126H156ZM186 127H187V126H186ZM190 127H191V126H190ZM207 127H209V125L206 126V128H207ZM213 127H214V126H213ZM238 127H239V126H238ZM240 127H242V126H240ZM257 127H258V126H257ZM260 127H261V126H260ZM260 127H259V128H260ZM9 128H12V127H9ZM13 128H14V127H13ZM17 128H18V127H17ZM23 128H24V127H23ZM69 128H70V126H69ZM71 128H72V127H71ZM99 128H100V127H99ZM135 128H136V127H135ZM135 128H132V131H133V129H135ZM148 128H149V127H148ZM154 128H155V127H154ZM157 128H158V127H157ZM157 128H155V129H157ZM168 128H169V127H168ZM206 128H204V129H206ZM210 128H211V127H210ZM217 128H218V126H217ZM233 128H234V127H233ZM244 128H245V127H244ZM255 128H256V126H255ZM20 129H21V128H20ZM50 129H51V128H50ZM92 129H93V128H92ZM106 129H107V128H106ZM136 129H137V128H136ZM149 129H150V128H149ZM155 129H154V130H155ZM158 129H159V128H158ZM165 129H166V128H165ZM172 129H173V128H172ZM190 129H191V128H190ZM242 129H243V128H242ZM242 129H241V130H242ZM260 129H262V128H260ZM263 129H264V128H263ZM73 130H74V129H73ZM93 130H94V129H93ZM140 130H141V129H139V131H140ZM143 130H144V128H143ZM182 130H183V129H182ZM213 130H214V128H213ZM249 130H250V129H249ZM10 131H11V130H10ZM10 131H9V132H10ZM12 131H13V130H12ZM49 131H50V130H49ZM54 131H55V130H54ZM112 131H113V130H112ZM132 131H131V132H132ZM141 131H142V130H141ZM145 131H146V130H145ZM149 131H150V130H149ZM157 131H158V130H157ZM172 131H174V130H172ZM180 131H181V130H180ZM244 131H245V130H244ZM255 131L257 132V131H259V129H258V130L255 129ZM42 132H44V131H42ZM57 132H58V131H57ZM57 132H56V133H57ZM86 132H87V131H86ZM115 132H116V130H115ZM131 132H130V133H131ZM135 132H137V131L135 130ZM167 132H168V131H167ZM175 132H176V130H175ZM214 132H215V130H214ZM237 132H238V131H237ZM239 132H240V131H239ZM242 132H243V131H242ZM253 132H254V131H253ZM0 133H2V131H0ZM12 133H13V132H12ZM49 133H50V132H49ZM51 133H52V131H51ZM74 133H75V132H74ZM139 133H140V132H139ZM141 133H142V132H141ZM151 133H152V132H151ZM156 133H157V132H156ZM158 133H159V132H158ZM186 133H187V132H186ZM212 133H213V132H212ZM258 133H259V132H258ZM13 134H14V133H13ZM17 134H18V133H17ZM54 134H55V133H54ZM57 134H59V133H57ZM132 134H133V133H132ZM148 134H149V133H148ZM171 134H172V133H171ZM177 134H178V131H177ZM177 134H175V135L177 136ZM245 134H246V133H245ZM9 135H10V134H9ZM11 135H12V134H11ZM11 135H10V136H11ZM15 135H16V133H15ZM55 135H56V134H55ZM55 135L52 134L53 137H54ZM90 135H91V134H90ZM146 135H147V134H146ZM189 135H190V134H189ZM203 135H204V133H203ZM208 135H209V133H208ZM221 135H222V134H221ZM237 135H238V134H237ZM259 135H261V134H259ZM13 136H14V135H13ZM57 136H58V135H56V137H57ZM59 136H60V135H59ZM69 136H70V135H69ZM80 136H81V135H80ZM109 136H110V134H109ZM115 136H116V135H115ZM115 136H113V137H115ZM143 136H144V135H143ZM150 136H151V135H150ZM153 136H156V135L153 133V134H152V138H153ZM171 136H172V135H171ZM180 136H181V134H180ZM219 136H220V135H219ZM255 136H256V135H255ZM261 136H262V135H261ZM0 137H3V136H0ZM18 137H19V135H18ZM56 137H55V138H56ZM66 137H67V136H66ZM111 137H112V136H111ZM133 137H134V136H133ZM147 137H148V136H147ZM159 137H160V136H159ZM184 137H185V136H184ZM210 137H211V136H210ZM221 137H222V136H221ZM12 138H13V137H12ZM34 138H35V137H34ZM59 138H60V137H59ZM62 138H63V137H62ZM62 138H61V139H62ZM121 138H122V137H121ZM127 138H128V137H127ZM139 138H140V137H139ZM148 138H149V137H148ZM180 138H181V137H180ZM253 138H254V137H253ZM263 138H264V137H263ZM10 139H11V137H10ZM89 139H90V138H89ZM142 139H143V138H142ZM155 139H156V138H155ZM174 139H175V138H174ZM217 139H218V138H217ZM219 139H220V138H219ZM2 140H3V139H2ZM13 140H14V139H13ZM52 140H53V139H52ZM56 140H57V139H56ZM91 140H92V139H91ZM94 140H95V139H94ZM124 140H125V138H124ZM128 140H130V138H129ZM159 140H160V139H159ZM181 140H182V139H181ZM185 140H186V139H185ZM205 140H206V139H205ZM210 140H211V139H210ZM213 140H214V139H213ZM246 140H247V139H246ZM256 140H257V139H256ZM262 140H263V139H262ZM10 141H11V140H10ZM59 141H60V139H59ZM69 141H70V139H69ZM73 141H74V140H73ZM79 141H81V140H79ZM121 141H122V140H121ZM144 141H145V139H144ZM147 141H148V140H147ZM153 141H154V138H153ZM165 141H166V140H165ZM171 141H172V140H171ZM197 141H198V140H197ZM50 142H51V141H50ZM75 142H76V141H75ZM77 142H78V141H77ZM123 142H125V141H123ZM123 142H121V143H123ZM130 142H131V141H130ZM149 142H150V139H149ZM174 142H175V141H174ZM180 142H181V141H180ZM189 142H190V140H189ZM208 142H209V141H208ZM214 142H216V141L214 140ZM214 142H213V143H214ZM247 142H248V141H247ZM0 143H2V145L4 144L3 141H1ZM5 143H6V142H5ZM7 143H8V142H7ZM10 143H12V142H10ZM52 143H53V141H52ZM58 143H59V142H58ZM65 143H66V142H65ZM83 143H84V142H83ZM89 143H90V142H89ZM136 143H137V142H136ZM144 143H145V142H144ZM151 143H152V142H151ZM162 143H163V142H162ZM169 143H170V142H169ZM184 143H185V141L183 142V144H184ZM187 143H188V141H187ZM199 143H200V142H199ZM223 143H224V142H223ZM234 143H235V142H234ZM13 144H14V143H13ZM19 144H20V143H19ZM53 144H54V143H53ZM55 144H56V143H55ZM62 144H63V143H62ZM68 144H69V143H68ZM72 144H73V143H72ZM93 144H94V143H93ZM124 144H125V143H124ZM140 144H141V143H140ZM152 144H153V143H152ZM183 144H182V145H183ZM197 144H198V142H197ZM208 144H209V143H208ZM218 144H219V142H218ZM16 145H18V144H16ZM16 145H15V146H16ZM74 145H75V144H73V146H74ZM79 145H80V144H79ZM79 145H77V147H79ZM100 145H101V144H100ZM106 145H107V144H106ZM128 145H129V143H128ZM128 145H127V147H128ZM160 145H161V144H160ZM211 145H212V144H211ZM213 145H214V144H213ZM213 145H212V146H213ZM11 146H12V145H11ZM11 146H10V148H11ZM26 146H27V145H26ZM58 146H59V145H58ZM69 146H70V144H69ZM71 146H72V145H71ZM75 146H76V145H75ZM133 146H134V144H133ZM135 146H136V144H135ZM150 146H151V145H150ZM161 146H162V145H161ZM161 146H160V147H161ZM164 146H166V145H164ZM167 146H168V145H167ZM185 146H186V144H185ZM188 146H189V145H188ZM216 146H217V145H216ZM224 146H225V145H224ZM2 147H3V146H2ZM56 147H57V146H56ZM77 147H76V148H77ZM93 147H94V146H93ZM129 147H130V146H129ZM144 147H145V146H144ZM153 147L156 148L157 146L152 145V148H153ZM180 147H181V146H180ZM182 147H183V146H182ZM227 147H228V146H227ZM237 147H238V146H237ZM239 147H240V146H239ZM27 148H29V147H27ZM36 148H37V147H36ZM39 148H40V147H39ZM43 148H44V147H43ZM74 148H75V147H74ZM79 148H80V147H79ZM86 148H87V147H86ZM136 148H137V147H136ZM138 148H139V147H138ZM138 148H137V149H138ZM142 148H143V147H142ZM145 148H146V147H145ZM171 148H172V147H171ZM200 148H201V147H200ZM212 148H213V147H212ZM232 148H233V147H232ZM248 148H249V146H248ZM255 148H256V147H255ZM29 149H30V148H29ZM54 149H55V148H54ZM57 149H58V148H57ZM57 149H56V152H57ZM60 149H61V148H60ZM140 149H141V148H140ZM143 149H144V148H143ZM188 149H189V147H188ZM234 149H235V148H234ZM8 150H9V149H8ZM8 150H7V151H8ZM42 150H43V149H42ZM80 150H81V149H80ZM85 150H86V149H85ZM163 150H165V149H163ZM180 150H181V149H180ZM253 150H254V149H253ZM38 151H39V150H38ZM71 151H72V150H71ZM73 151H74V150H73ZM90 151H91V150H90ZM120 151H121V150H120ZM131 151H132V150H131ZM157 151H158V150H157ZM177 151H178V150H177ZM182 151H183V150H182ZM189 151H190V149H189ZM196 151H197V150H196ZM220 151H221V150H220ZM235 151H236V150H235ZM9 152H10V151H9ZM77 152H78V151H77ZM80 152H81V151H80ZM96 152H97V151H96ZM141 152H142V151H141ZM141 152H140V153H141ZM143 152H144V151H143ZM147 152H148V151H147ZM154 152L156 153L155 150H154ZM191 152H192V150H191ZM191 152H190V153H191ZM194 152H195V151H194ZM223 152H224V150H223ZM48 153H49V152H48ZM68 153H69V152H68ZM110 153H112V152H110ZM138 153H139V152H138ZM202 153H203V151H202ZM256 153H258V152H256ZM29 154H31V153H29ZM75 154H76V153H75ZM89 154H90V153H89ZM96 154H97V153H96ZM118 154H119V153H118ZM123 154H124V152H123ZM131 154H132V153H131ZM187 154H188V153H187ZM192 154H193V153H192ZM196 154H197V153H196ZM196 154H195V155H196ZM212 154H213V153H212ZM217 154H218V153H217ZM225 154H226V153H225ZM260 154H261V153H260ZM45 155H46V154H45ZM54 155H55V154H54ZM63 155H65V154H63ZM66 155H67V154H66ZM73 155H74V154H73ZM79 155H80V154H79ZM79 155H78V156H79ZM90 155H91V154H90ZM90 155H89V157H90ZM128 155H129V154H128ZM135 155H136V154H135ZM139 155H140V154H139ZM173 155H174V154H173ZM183 155H184V154H183ZM195 155H194V156H195ZM235 155H236V154H235ZM235 155H234V157H235ZM57 156H58V155H57ZM67 156H68V155H67ZM104 156H105V155H104ZM123 156H124V155H123ZM133 156H134V155H133ZM133 156H132V157H133ZM140 156H141V155H140ZM174 156H175V155H174ZM178 156H179V155H178ZM181 156H182V155H181ZM181 156H180V157H181ZM191 156H193V155H191ZM200 156H201V155H200ZM218 156H219V155H218ZM227 156H228V155H227ZM251 156H252V155H251ZM62 157H63V156H62ZM86 157H87V155H86ZM86 157L84 156V158H86ZM94 157H95V155H94ZM97 157H98V156H97ZM130 157H131V156H130ZM169 157H170V156H169ZM187 157H188V155H187ZM237 157H238V156H237ZM249 157H250V156H249ZM60 158H61V157H60ZM76 158H77V157H76ZM80 158H81V157H80ZM109 158H110V157H109ZM125 158H126V157H125ZM127 158H128V157H127ZM140 158H141V157H140ZM188 158H189V157H188ZM192 158H193V157H192ZM219 158H221V157H219ZM219 158H217V159H219ZM91 159H92V158H91ZM131 159H132V158H131ZM141 159H142V158H141ZM144 159H145V158H144ZM146 159H147V158H146ZM153 159H154V158H151V160H153ZM163 159H164V158H163ZM165 159H166V158H165ZM173 159H174V158H173ZM178 159H179V158H178ZM196 159H197V158H196ZM230 159H231V158H230ZM45 160H46V159H45ZM64 160H65V159H64ZM73 160H74V159H73ZM73 160H72V161H73ZM82 160H83V159H82ZM88 160H89V158H88ZM129 160H130V159H129ZM151 160H150V161H151ZM154 160H155V159H154ZM188 160H189V159H188ZM190 160H191V158H190ZM238 160H239V159H238ZM61 161H62V159H61ZM127 161H128V160H127ZM142 161H143V160H142ZM148 161H149V160H148ZM150 161H149V162H150ZM157 161H158V160H157ZM196 161H197V160H196ZM224 161H225V160H224ZM7 162H8V161H7ZM25 162H26V161H25ZM59 162H60V161H59ZM59 162H57V163H59ZM70 162H71V161H70ZM74 162H75V161H74ZM139 162H140V160H139ZM143 162H144V161H143ZM154 162H155V161H154ZM161 162H162V161H161ZM164 162L167 163V161H164ZM194 162H195V161H194ZM211 162H212V161H211ZM251 162H252V161H251ZM60 163H61V162H60ZM60 163H59V164H60ZM66 163H67V162H66ZM71 163H72V162H71ZM92 163H93V162H92ZM96 163H97V162H96ZM114 163H115V162H114ZM140 163H141V162H140ZM147 163H148V162H147ZM152 163H153V162H152ZM182 163H184V161H183ZM197 163H198V162H197ZM240 163H241V162H240ZM4 164H5V163H4ZM74 164H76V162H75ZM82 164H83V163H82ZM128 164H129V163H128ZM134 164H135V163H134ZM141 164H142V163H141ZM171 164H172V163H171ZM203 164H204V163H203ZM245 164H246V163H245ZM71 165H72V164H71ZM76 165H78V164H76ZM97 165H98V164H97ZM99 165H100V164H99ZM99 165H98V167H99ZM115 165H116V164H115ZM119 165H120V164H119ZM121 165H122V164H121ZM132 165H133V164H132ZM168 165H169V164H168ZM189 165H190V164H189ZM191 165H192V164H191ZM210 165H211V164H210ZM242 165H243V164H242ZM9 166H10V165H9ZM53 166H54V165H53ZM62 166H63V165H62ZM122 166H123V165H122ZM169 166H170V165H169ZM193 166H194V165H193ZM65 167H66V166H65ZM100 167H101V166H100ZM110 167H111V166H110ZM116 167H119V166L117 165ZM123 167H124V166H123ZM134 167H135V166H134ZM134 167H133V168H134ZM139 167H140V165H139ZM147 167L150 168V166H147ZM154 167H155V165H154ZM154 167H153V168H154ZM164 167L166 168L165 165H164ZM170 167H171V166H170ZM184 167H185V166H184ZM194 167H195V166H194ZM223 167H224V166H223ZM230 167H231V166H230ZM239 167H240V166H239ZM59 168H60V167H59ZM62 168H63V167H62ZM78 168H79V167H78ZM93 168H94V167H93ZM108 168H109V167H108ZM121 168H122V167H121ZM121 168H120V169H121ZM140 168H141V167H140ZM151 168H152V167H151ZM168 168H169V167H168ZM199 168H200V167H199ZM201 168H203V166H202ZM212 168H213V167H212ZM221 168H222V167H221ZM75 169H76V168H75ZM79 169H80V168H79ZM99 169H100V168H99ZM105 169H106V168H105ZM116 169H117V168H116ZM142 169H143V168H142ZM142 169H141V170H142ZM145 169H146V168H145ZM154 169H155V168H154ZM154 169H153V170H154ZM163 169H164V168H163ZM171 169H173V168H171ZM252 169H253V168H252ZM16 170H18V169H16ZM48 170H49V169H48ZM65 170H66V169H65ZM71 170H72V169H71ZM86 170H87V169H86ZM100 170H101V169H100ZM113 170H114V168H113ZM121 170H122V169H121ZM153 170H152V171H153ZM157 170H158V169H157ZM167 170H168V169H167ZM192 170H193V169H192ZM215 170H216V169H215ZM220 170H221V169H220ZM222 170H223V169H222ZM226 170H227V169H226ZM246 170H247V169H246ZM66 171H67V170H66ZM69 171H70V170H69ZM84 171H85V170H84ZM96 171H98V170L96 169ZM96 171H95V172H96ZM115 171H116V170H115ZM138 171L140 172V169H139ZM152 171H151V172H152ZM161 171H162V170H161ZM170 171H171V170H170ZM177 171H178V170H177ZM201 171H202L201 169H200V171L198 170V172H200V173H201ZM224 171H225V170H224ZM236 171H237V170H236ZM263 171H264V170H263ZM15 172H16V171H15ZM50 172H51V171H50ZM57 172H58V171H57ZM64 172H65V171H64ZM73 172H74V171H73ZM90 172H91V171H90ZM108 172H109V171H108ZM128 172H129V171H128ZM151 172H150V174H151ZM153 172H155V171H153ZM162 172H163V171H162ZM183 172H185V170H184ZM245 172H246V171H245ZM80 173H81V172H80ZM100 173H101V172H100ZM100 173H99V174H100ZM155 173H156V172H155ZM164 173H165V172H164ZM167 173H168V172H167ZM169 173H170V172H169ZM236 173H238V172H236ZM239 173H240V172H239ZM88 174H89V173H88ZM90 174H91V173H90ZM95 174H96V173H95ZM97 174H98V173H97ZM112 174H113V177H114V173H112ZM115 174H116V173H115ZM139 174H140V173H139ZM145 174H146V173L144 172V175H145ZM147 174H148V173H147ZM156 174H157V173H156ZM217 174H218V173H217ZM250 174H251V173H250ZM100 175H102V174H100ZM123 175H124V174H123ZM151 175L153 176L154 174H151ZM165 175H166V174H165ZM165 175H164V177H165ZM169 175H170V174H169ZM232 175H233V174H232ZM91 176H93V175H91ZM94 176H96V175H94ZM94 176H93V177H94ZM171 176H172V175H171ZM173 176H174V175H173ZM186 176H188V175H186ZM192 176H193V175H192ZM198 176H199V175H198ZM235 176H236V175H235ZM58 177H59V176H58ZM74 177L76 178V176H74ZM98 177H99V176H98ZM111 177H112V176H111ZM127 177H128V176H127ZM131 177H132V176H131ZM133 177H134V175H133ZM143 177H144V176H142L140 179L142 180ZM149 177H150V175H149ZM154 177H155V175H154ZM221 177H222V176H221ZM224 177H225V176H224ZM227 177H228V176H227ZM55 178H56V176H55ZM84 178H86V177H84ZM95 178H96V177H95ZM99 178H100V177H99ZM106 178H107V176H106ZM108 178H110V177H108ZM116 178H117V177H116ZM122 178H123V177H122ZM122 178H121V179H122ZM129 178H130V177H129ZM147 178H148V177H147ZM156 178H157V177H156ZM156 178H154V179H156ZM191 178H192V177H191ZM193 178H194V177H193ZM231 178H232V177H231ZM263 178H264V177H263ZM36 179H37V177H36ZM50 179H51V178H50ZM62 179H63V178H62ZM91 179H92V178H91ZM101 179H102V177H101ZM101 179H100V180H101ZM111 179L114 181V178H111ZM124 179H125V178H124ZM135 179H136V177H135ZM143 179H144V178H143ZM95 180H97V178H96ZM144 180H145V179H144ZM147 180H148V179H147ZM151 180H153V179H151ZM151 180H150V181H151ZM163 180H164V179H163ZM167 180H168V178H167ZM62 181H63V180H62ZM62 181H61V184H62V186H63L64 184H63ZM86 181H87V180H86ZM102 181H103V180H102ZM110 181H111V180H110ZM136 181H137V180H136ZM171 181H172V180H171ZM173 181H174V180H173ZM173 181H172V182H173ZM52 182H53V181H52ZM65 182H66V180H65ZM71 182H72V181H71ZM106 182H108V181L106 180ZM106 182H105V184H106ZM144 182H145V181H144ZM144 182H142V183H143V184H142L143 187H145V186H144ZM157 182H158V180H157ZM157 182H156V183H157ZM179 182H180V181H179ZM197 182H198V181H197ZM38 183H39V182H38ZM57 183H59V182L57 181ZM67 183H68V182H67ZM69 183H70V182H69ZM69 183H68V184H69ZM98 183H99V182H98ZM103 183H104V182H103ZM114 183H115V182H114ZM122 183H123V181H122ZM138 183H139V182H138ZM145 183H148V182H145ZM250 183H251V182H250ZM59 184H60V183H59ZM72 184H73V183H72ZM74 184H75V183H74ZM107 184H108V183H107ZM124 184H125V183H124ZM140 184H141V183H140ZM239 184H240V183H239ZM239 184H238V185H239ZM52 185H53V184H52ZM96 185H97V184H96ZM111 185H112V184H111ZM133 185H134V184H133ZM150 185H151V183H150ZM155 185H156V184H155ZM158 185H159V184H158ZM173 185L175 186L174 183H173ZM55 186H56V185H55ZM67 186H69V185H67ZM77 186H78V185H77ZM81 186H82V185H81ZM112 186H113V185H112ZM137 186H138V185H137ZM153 186H154V185H153ZM153 186H152V187H153ZM171 186H172V185H171ZM174 186H173V187H174ZM59 187H60V186H59ZM71 187L74 188L72 185H71ZM75 187H76V186H75ZM98 187H99V186H98ZM103 187H104V185H103ZM110 187H111V186H110ZM114 187H115V185H114ZM117 187H118V186H117ZM120 187H121V186H119V188H120ZM129 187H130V186H129ZM152 187L150 186V188H152ZM169 187H170V186H169ZM169 187H168V188H169ZM175 187L178 188L177 186H175ZM180 187H181V186H180ZM242 187H243V186H242ZM43 188H44V187H43ZM65 188H66V187H65ZM68 188H69V187H68ZM81 188H82V187H81ZM93 188H94V187H93ZM106 188H107V187H106ZM145 188H146V187H145ZM156 188H157V187H156ZM165 188H167V187H165ZM170 188H171V187H170ZM236 188H237V187H236ZM56 189H57V188H56ZM63 189H64V187H63ZM63 189H61V190H63ZM66 189H67V188H66ZM66 189H64V190L67 192L68 189H67V190H66ZM69 189H70V188H69ZM74 189L76 190V188H74ZM117 189H118V188H117ZM117 189H116V190H117ZM124 189H125V187H124ZM135 189H136V188H135ZM143 189H144V188H143ZM157 189H158V188H157ZM157 189H156V190H157ZM160 189H161V188H160ZM173 189H174V188H173ZM70 190H71V189H70ZM77 190H78V188H77ZM79 190H80V189H79ZM79 190H78V191H79ZM83 190H84V189H83ZM83 190H82V192H83ZM116 190H115V191H116ZM146 190H148V186H147ZM174 190H175V189H174ZM72 191H74V190L72 189ZM105 191H106V190H105ZM111 191H112V190H111ZM124 191H125V190H124ZM131 191H132V190H131ZM193 191H194V190H193ZM213 191H214V190H213ZM243 191H244V190H243ZM243 191H242V192H243ZM253 191H254V190H253ZM40 192H41V191H40ZM43 192L45 193V189L43 190ZM46 192H47V195H48V194H49V193H48V190H47ZM55 192H56V191H55ZM61 192H62V191H61ZM61 192H58V193H61ZM70 192H71V191H69V195H70ZM76 192H77V191H76ZM85 192H86V191H85ZM150 192H151V191H150ZM171 192H172V191H171ZM171 192H169V194H170ZM187 192H188V190H187ZM199 192H200V191H199ZM44 193H43V194H44ZM58 193H57V194H58ZM63 193H64V191H63ZM63 193H62V194H63ZM71 193H72V192H71ZM73 193H74V192H73ZM73 193H72V194H73ZM80 193H81V191L78 192L79 195H81ZM101 193H102V192H101ZM110 193H111V192H110ZM125 193H126V192H125ZM1 194H2V193H1ZM45 194H46V193H45ZM74 194H76V193H74ZM74 194H73V195H74ZM107 194H108V193H107ZM121 194H122V193H121ZM133 194H134V193H133ZM150 194H151V193H150ZM162 194H164V192H163ZM169 194L167 193L168 196H169ZM182 194H183V193H182ZM239 194H240V193H239ZM49 195H51V194H49ZM49 195H48V196H49ZM60 195H61V194H60ZM64 195H65V194H64ZM109 195H110V194H109ZM117 195H118V194H117ZM167 195H166V196H167ZM180 195H181V194H180ZM183 195H184V194H183ZM0 196H1V195H0ZM43 196H44V195H43ZM65 196H66V195H65ZM65 196H63V197H65ZM87 196H89V195H86V197H87ZM103 196H104V195H103ZM110 196H111V195H110ZM124 196H125V195H124ZM131 196H132V195H131ZM136 196H137V195H136ZM145 196H146V195H145ZM147 196H148V195H147ZM149 196H150V195H149ZM149 196H148V197H149ZM160 196H161V195H160ZM164 196H165V195H164ZM164 196H163V198H161V200L164 199ZM168 196H167V197H168ZM170 196H172V195H170ZM170 196H169V197H170ZM174 196H175V195H174ZM214 196H215V195H214ZM232 196H233V195H232ZM235 196H236V195H235ZM235 196H234V197H235ZM45 197L47 198V196H45ZM69 197H70V196H69ZM74 197H76V196H74ZM80 197H81V196H80ZM82 197H83V195H82ZM86 197H84V198H86ZM172 197H173V196H172ZM172 197H171V198H172ZM51 198H52V197H51ZM60 198H61V197H60ZM84 198H83V199H84ZM108 198H109V197H108ZM118 198H119V197H118ZM145 198H146V197H145ZM151 198H154V197H151ZM151 198H149V200H148L147 198H146V199H147L148 201H151V200H152ZM165 198H166V197H165ZM194 198H195V197H194ZM220 198H221V197H220ZM49 199H50V197H49L47 200H49ZM52 199H53V198H52ZM61 199H62V198H61ZM64 199H65V198H64ZM67 199H69V198H67ZM73 199H75V198H73ZM76 199H77V198H76ZM76 199H75V200H76ZM79 199H80V198H79ZM83 199H82V201H83ZM166 199H167V198H166ZM169 199H170V198H169ZM176 199H178V198H176ZM235 199H236V198H235ZM69 200H70V199H69ZM69 200H67V201H69ZM85 200H86V199H85ZM85 200H84V202H85ZM90 200H91V199H90ZM105 200H106V199H105ZM194 200H195V199H194ZM55 201H56V200H55ZM65 201H66V200H65ZM70 201H71V200H70ZM148 201H147V202H148ZM152 201H153V200H152ZM173 201H174V200H173ZM51 202H52V200H51ZM73 202H75V201L73 200ZM77 202H78V199H77ZM84 202H83V203H84ZM90 202H91V201H90ZM153 202H154V201H153ZM153 202H152V203H153ZM169 202H170V201H169ZM202 202H203V200H202ZM207 202H208V201H207ZM44 203H45V202H44ZM65 203H66V202H65ZM85 203H86V204L84 205V204H82V202H81L82 206H83V205L85 206V207H83V208H86V209H87V206H86V205H87V202H85ZM114 203H115V202H114ZM145 203H146V202H144V204H145ZM149 203H151V202H149ZM154 203H155V202H154ZM170 203H171V202H170ZM188 203H189V202H188ZM199 203H200V202H199ZM67 204L69 205V203H67ZM81 204H80V205H81ZM89 204H90V203H89ZM91 204H93V203H91ZM91 204H90V205H91ZM118 204H119V203H118ZM178 204H179V203H178ZM70 205H71V204H70ZM80 205H78V208H79ZM138 205H139V204H138ZM72 206H73V203H72ZM72 206H70V207H72ZM93 206H94V205H93ZM93 206L91 205V207H93ZM117 206H118V205H117ZM129 206H130V205H129ZM144 206H145V205H144ZM151 206H152V204H151ZM162 206H163V205H162ZM166 206H167V205H166ZM175 206H176V205H175ZM76 207H77V206H76ZM139 207H140V206H139ZM154 207H155V206H154ZM74 208H75V206H74ZM135 208H136V207H135ZM135 208L133 207L134 210H135ZM146 208H147V206H146ZM146 208H145V209H146ZM152 208H153V207H152ZM176 208H178V207L176 206ZM182 208H183V207H182ZM182 208H181V209H182ZM45 209H46V207H45ZM81 209H82V208L80 207V210H81ZM89 209H90V207H89ZM91 209H92V208H91ZM91 209H90V210H91ZM110 209H111V208H110ZM121 209H122V208H121ZM171 209H172V207H171ZM179 209H180V207H179ZM70 210H71V209H70ZM77 210H78V209H77ZM95 210H96V209H95ZM95 210H94V211H95ZM122 210H123V209H122ZM140 210H142V209H140ZM151 210H152V209L148 210L149 213L152 212ZM173 210H174V209H173ZM176 210H177V209H176ZM57 211H58V210H57ZM63 211H64V210H63ZM87 211H88V209H87ZM137 211H138V207H137ZM162 211H163V210H162ZM164 211H165V210H164ZM168 211H169V210H168ZM174 211H175V210H174ZM177 211H178V210H177ZM221 211H222V210H221ZM75 212L77 213V211H75ZM80 212H82V211H80ZM88 212H89V211H88ZM141 212H142V211H141ZM183 212H184V211H183ZM63 213H64V212H63ZM63 213H62V214H63ZM85 213H86V212H85ZM123 213H124V212H123ZM133 213L135 214V212H133ZM149 213H148V214H149ZM152 213H153V212H152ZM167 213H168V212H167ZM175 213H176V212H175ZM186 213H187V212H186ZM208 213H209V212H208ZM259 213H260V212H259ZM64 214H65V213H64ZM64 214H63V215H64ZM78 214H79V212H78ZM83 214H84V213H83ZM87 214H88V213H87ZM89 214L92 215V213H90V212H89ZM134 214H133V215H134ZM143 214H144V213H143ZM172 214H173V213H172ZM67 215H68V214H67ZM80 215H81V214H80ZM108 215H109V214H108ZM182 215H183V214H182ZM85 216H86V214H85ZM125 216H126V215H125ZM149 216H150V214H149ZM161 216L163 217V215H161ZM186 216H187V215H186ZM224 216H225V215H224ZM226 216H227V215H226ZM262 216H263V215H262ZM83 217H84V216H83ZM83 217H82V218H83ZM87 217H89V216L87 215ZM87 217H85V220H86ZM91 217H93V216H91ZM117 217H118V216H117ZM117 217H116V218H117ZM150 217H151V216H150ZM150 217H149V219H150ZM162 217H161V218H162ZM166 217H167V216H166ZM179 217H180V216H179ZM182 217H183V216H182ZM78 218H80V217H78ZM93 218H94V217H93ZM147 218H148V217H147ZM159 218H160V217H159ZM194 218H195V217H194ZM224 218H225V217H224ZM113 219H114V218H113ZM113 219H112V221H113ZM118 219H119V218H118ZM120 219H121V218H120ZM163 219H166V218H163ZM167 219H168V218H167ZM184 219H185V218H184ZM229 219H231V218H229ZM80 220H81V219H80ZM83 220H84V219H83ZM127 220H128V219H127ZM150 220H151V219H150ZM150 220H147V221H150ZM189 220H190V218H189ZM262 220H263V219H262ZM74 221H75V220H74ZM114 221H115V219H114ZM114 221H113V222H114ZM134 221H135V220H134ZM160 221H161V220H160ZM160 221H159V222H160ZM163 221H164V220H163ZM190 221H191V220H190ZM199 221H200V220H199ZM233 221H234V220H233ZM124 222H125V221H124ZM127 222H128V221H127ZM170 222H171V221H170ZM179 222H180V221H179ZM259 222H260V221H259ZM94 223H95V221H94ZM121 223H122V222H121ZM128 223H129V222H128ZM135 223H136V222H135ZM163 223H164V222H163ZM192 223H193V222H192ZM204 223H205V222H204ZM90 224H91V223H90ZM113 224H114V223H113ZM113 224H112V225H113ZM136 224H137V223H136ZM148 224H149V222H148ZM164 224H166V221H165ZM184 224H185V223H184ZM190 224H191V222H190ZM227 224H228V223H227ZM94 225H96V224H94ZM116 225H117V224H116ZM140 225H141V224H140ZM156 225H157V224H156ZM158 225H159V224H158ZM158 225H157V226H158ZM160 225H161V224H160ZM160 225H159V226H160ZM186 225H187V224H186ZM202 225H203V224H202ZM206 225H207V224H206ZM231 225H233V224H231ZM117 226H118V225H117ZM146 226L149 227V225H146ZM146 226H144V229H145V231L148 232V230H146V228H145ZM157 226H156V227H157ZM161 226H162V225H161ZM164 226H165V225H164ZM174 226H175V225H174ZM192 226H193V224H192ZM196 226H197V225H196ZM263 226H264V225H263ZM263 226H262V229L264 228ZM88 227H89V226H88ZM98 227H99V226H98ZM167 227H168V226H167ZM177 227H178V226H177ZM186 227H187V226H186ZM188 227H189V226H188ZM209 227H210V226H209ZM93 228L95 229V226H94ZM111 228H112V227H111ZM114 228H115V227H114ZM114 228H113V229H114ZM122 228H123V227H122ZM157 228H158V227H157ZM157 228H156V229H157ZM169 228H170V227H169ZM175 228H176V227H175ZM203 228H204V227H203ZM206 228H207V227H206ZM88 229H89V228H88ZM120 229H121V227H120ZM130 229H131V228H130ZM148 229H149V228H148ZM151 229H153V228L151 227ZM191 229H192V228H191ZM90 230H91V229H90ZM97 230H98V229H97ZM135 230H136V229H135ZM197 230H198V229H197ZM98 231H99V230H98ZM151 231H153V230H151ZM167 231H168V230H167ZM204 231H205V230H204ZM93 232H95V231H93ZM112 232H113V231H112ZM116 232H117V231H116ZM116 232H115V233H116ZM147 232H144V237H145L144 239H146L145 233H147ZM156 232H157V230H156ZM171 232H172V231H171ZM190 232H191V231H190ZM197 232H198V231H197ZM207 232H208V231H207ZM209 232H210V231H209ZM96 233H97V232H96ZM120 233H121V232H120ZM126 233H127V232H126ZM93 234H95V233H93ZM111 234H112V233H111ZM149 234H150V233H149ZM191 234H192V233H191ZM195 234H196V233H195ZM263 234H264V233H263ZM117 235H118V234H117ZM130 235H131V234H130ZM146 235H148V233H147ZM151 235H152V234H151ZM151 235H150V236H151ZM91 236H92V235H91ZM104 236H105V235H104ZM122 236H123V235H122ZM153 236H154V235H153ZM99 237H100V236H98V238H99ZM101 237H102V236H101ZM115 237H117V236L115 235ZM120 237H121V235H120ZM120 237H119V238H120ZM131 237H132V236H131ZM158 237H159V236H158ZM201 237H202V236H201ZM207 237H208V236H207ZM238 237H239V236H238ZM241 237H242V236H241ZM244 237H245V236H244ZM91 238H92V237H91ZM95 238H96V237H95ZM102 238H103V237H102ZM108 238H109V237H108ZM128 238H129V237H128ZM191 238H192V237H191ZM197 238H198V237H197ZM99 239H100V238H99ZM112 239H114V238H112ZM238 239H239V238H238ZM92 240H93V239H92ZM108 240H109V239H108ZM126 240H128V239L126 238ZM134 240H135V239H134ZM153 240H154V239H153ZM246 240H247V239H246ZM110 241H111V240H110ZM110 241H109V244H108V245L111 244ZM113 241H114V243H115V239H114ZM116 241H118V240L116 239ZM119 241H120V239H119ZM121 241H122V240H121ZM121 241H120V244H121ZM147 241H148V238H147ZM150 241H151V240H150ZM159 241H160V240H159ZM98 242H99V240H98ZM103 242H104V240H103ZM105 242H106V241H105ZM122 242H123V241H122ZM126 242H127V241H126ZM126 242H124V243H126ZM136 242H138V241H136ZM151 243H152V242H151ZM155 243H156V242H155ZM163 243H164V242H163ZM93 244H94V243H93ZM117 244H118V243H117ZM138 244H139V243H138ZM145 244H146V243H145ZM149 244H150V242L148 243V245H149ZM159 244H160V243H159ZM193 244H194V243H193ZM201 244H202V243H201ZM205 244H206V243H205ZM99 245H100V242H99ZM111 245H114V244H111ZM111 245H110V246H111ZM121 245H122V244H121ZM121 245H120V246H121ZM127 245H128V244H127ZM130 245H132V243H131ZM130 245H129V247H130ZM152 245H153V243H152ZM152 245L150 246V248H152ZM155 245H156V244H155ZM206 245H207V244H206ZM209 245H210V244H209ZM104 246L106 247L105 244H104ZM146 246H147V244H146ZM159 246H160V245H159ZM161 246H162V245H161ZM167 246H168V245H167ZM191 246H192V244H191ZM102 247H103V246H102ZM105 247L103 248L104 250L106 249ZM113 247L115 248V246H113ZM113 247H112V248H113ZM118 247H119V246H118ZM217 247H218V246H217ZM246 247H247V246H246ZM114 248H113V249H114ZM130 248H131V247H130ZM147 248H149V247H147ZM150 248H149V249H150ZM162 248H163V247H162ZM202 248H203V247H202ZM250 248H251V247H250ZM100 249H102V248L100 247ZM120 249H121V247H120ZM138 249H139V248H138ZM156 249H157V247H156ZM130 250H131V249H130ZM157 250H158V249H157ZM101 251H103V250H101ZM107 251H108V250H107ZM120 251H121V250H120ZM138 251H139V250H138ZM152 251H153V250H152ZM169 251H170V250H169ZM176 251H177V250H176ZM104 252H105V251H104ZM104 252H103V253H104ZM123 252H125V251H123ZM127 252H128V249H127ZM129 252H130V251H129ZM131 252H132V251H131ZM157 252H158V251H157ZM162 252L164 253L163 250H162ZM119 253H120V252H119ZM170 253H171V252H170ZM176 253H177V252H176ZM262 253H263V252H262ZM262 253H261V254H262ZM115 254H116V253H115ZM131 254H132V253H131ZM131 254H130V256H131ZM136 254H137V253H136ZM167 254H168V253H167ZM171 254H172V253H171ZM193 254H194V253H193ZM134 255H135V254H134ZM155 255H156V254H155ZM161 255H162V254H161ZM103 256H104V255H103ZM121 256H122V255H121ZM140 256H141V255H140ZM140 256H139V258H140ZM171 256H173V255H170V257H171ZM216 256H217V254H216ZM216 256H215V257H216ZM125 257H126V256H125ZM125 257H124V258H125ZM157 257H158V256H157ZM205 257H207V255H206ZM205 257H204V258H205ZM104 258H105V256H104ZM111 258H112V257H111ZM114 258H115V257H114ZM121 258H122V257H121ZM141 258H142V257H141ZM127 259H128V258H127ZM132 259H133V258H132ZM161 259H162V258H161ZM171 259H172V257H171ZM173 259H174V258H173ZM173 259H172V260H173ZM183 259H184V258H183ZM212 259H213V258H212ZM106 260H107V259H106ZM143 260H144V259H143ZM162 260H163V259H162ZM130 261H131V260H130ZM141 261H142V260H141ZM157 261H158V260H157ZM174 261H175V259H174ZM120 262H121V261H120ZM122 262H123V259H122ZM133 262H134V261H133ZM128 263H129V262H128ZM171 263H172V262H170V264H171ZM173 263H174V262H173ZM201 263H202V261H201ZM215 263H216V262H215ZM121 264H122V263H121ZM124 264H125V263H124ZM148 264H149V263H148ZM164 264H165V263H164ZM175 264H178V263H176V261H175Z\"/></svg>",
	"mask_w": 264,
	"mask_h": 264
}]
</instances>
